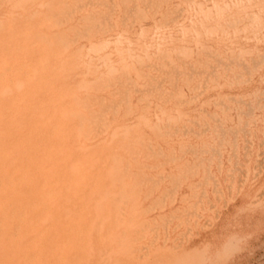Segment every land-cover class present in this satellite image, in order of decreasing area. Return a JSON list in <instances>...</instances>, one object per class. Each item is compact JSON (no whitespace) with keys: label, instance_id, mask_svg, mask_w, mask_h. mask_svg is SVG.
<instances>
[{"label":"rangeland","instance_id":"rangeland-1","mask_svg":"<svg viewBox=\"0 0 264 264\" xmlns=\"http://www.w3.org/2000/svg\"><path fill=\"white\" fill-rule=\"evenodd\" d=\"M0 1H2V2H0V24H1V27L4 25H5L4 26L5 29H8L10 27L7 31L8 33H5L6 30H4V28L0 27V33H1L2 29L5 31L4 32L2 30V33L0 35L2 37L5 35L4 38L5 37L6 38L5 39L3 38V40L7 42V46L5 48L3 46L6 54L4 55V53H3L2 57L3 58L5 57V58L2 59L1 55H2V52H4V51H3L1 46H2V44H4V41L2 40V37H0L1 38L0 39V47H1L0 48L1 49L0 50V53H1L0 58L3 61L2 62L0 60V62L3 63V64H0V82H1L0 83V90H2V91L6 90L5 94L7 97L4 95V92L3 93L0 92V93H1V95L3 94L7 98L6 100H8V101H6L4 99L5 97L3 95H2L3 97L0 95L1 96L0 97V104L2 103V105H0V107L3 106L4 101L6 102V103H4V105H7V102H9L8 103L9 107L7 105L5 108H4V106H3V108H0V110L4 109L3 111H0V117H1L0 120L4 119V120H2V122H0V123H2V127H4L3 130L6 128L5 126L7 125V128L5 129V131H3L1 124H0V127H1L0 140L3 141V139L6 137V135H7L6 139H10V140L4 139L3 142L1 141L3 144L0 143V146H1L0 147V153L5 155V156H3L2 154H0V156H2L0 158V161H1L0 163L2 164L0 166L1 167L0 177H6L8 180V181L6 180L7 182L5 181L4 183L0 184V204H1L0 205V246H1L0 247V257H1L0 264H4V263L8 264L9 262H10L9 264H89V261L91 264H100L99 263L100 260L102 262L101 264H113V263L114 264H119V263H121V264H151V263L152 264L153 263L159 264V262H160V264H170L168 262H171V264H174V263L175 264H264V204H263L264 203V126H262L264 123L263 122L264 118L262 119V117H264V115H262V113H264L263 112L264 111V105H263L264 104V99H263L264 98L263 97L264 96V91H263L264 81L262 82V80H264V75L262 76V73L264 72V52H263L264 51V41H263V38H264L263 37L264 36V0H149V1L146 0L147 2H145V0H140V1H138V0H125V1L124 0H99V1L98 0H72V1L71 0H64L65 2L63 0H56V1L55 0H33L34 2H32V0H0ZM7 1H9L10 3ZM73 1H75V2L73 3ZM159 1H160V3H159ZM31 2H32V4H31ZM60 3H62L63 5ZM55 4H56V6H55ZM71 4H73V5H71ZM128 4L130 5V7ZM133 4H135V5H133ZM6 5H8V6H6ZM10 5H12V7ZM127 5L129 8L126 7ZM14 6H16V7H14ZM50 6H51V8H53V7L54 8L51 9V8H49ZM65 6H67V7H65ZM154 6H155V8H154ZM46 7H48V10ZM156 7H158V8H156ZM38 8H40V10L42 12L39 11ZM124 8H125V11H124ZM8 9H10V10H8ZM22 9L25 11V13L22 12ZM58 10H59V12H58ZM65 10H66V12H64ZM103 10H105V11H103ZM89 11L91 14L88 13ZM94 11H97L98 13L95 12L96 14L93 15L92 13H94ZM101 11H103V12H101ZM138 11L141 14H137V13H139ZM28 12L32 15V18H34V16H37V18H38V16H40V19L43 22L45 20L48 21V22L44 23L47 26L50 25V22H53V23H51V25L54 24L51 26V28H53L52 29L53 31L49 30L51 33L49 31L47 32V30H45L47 28L46 25L43 26L44 25L43 22L40 21L39 18L35 19L36 17L34 18L33 22H35V20L36 21L39 20L36 22V25H39L37 27L39 29L42 26L45 28L44 29L42 27L43 29L41 28L42 29L41 32H39L40 30L38 31V29L35 27L36 26L35 23H34V26H31L30 24L26 23V22H29V23L32 22L31 21L32 20L31 15ZM39 12L42 13L43 15L45 14L44 17H42V14H40ZM52 12L55 14H53ZM62 12H63V14H62ZM129 12H130V14H129ZM23 13H24V15H22ZM33 13H34V15H33ZM35 13L37 15H35ZM50 13H52L51 15H53V16H51ZM86 13H88L89 15ZM19 14L22 17L24 16V18H22ZM17 15H19L18 16L19 18L21 17V19H19V21H18ZM46 15H48L49 19L46 17ZM29 16H30V18H29ZM63 16H64V18H62ZM10 17H12V18H10ZM52 17H54L55 20H57V21H59L60 17H61V21L56 22L54 20V18H52ZM25 18L27 21H25ZM43 18H45V19H43ZM56 18H58V19H56ZM166 18H168V20ZM22 19H24L25 22H22L23 21ZM7 20H9L10 23H12L13 21H14L13 23H15V21H17L15 24L17 26L16 30H18V27H20L19 29H20V31L22 30V33L27 31L29 27H30V29H32L31 27H33V29H37V31L36 30L30 31L32 36L29 34L30 32H28L29 30L27 31L28 34L26 33V36L25 37L23 36L25 41L27 40L28 43L31 42L30 44H28L29 46L27 44L25 45L24 39L22 40L20 38L22 36L21 32L17 33L18 31L15 32V30H11V27L13 28L15 26L14 24L11 25L10 23H8L9 26H7L8 25ZM50 20H54L55 22L50 21ZM164 20H165V22H164ZM20 21H21V23H18ZM85 21H86V23H85ZM33 22H32V24H33ZM3 23H4V25H3ZM23 23H25V24L23 25ZM48 23H49V25H48ZM79 23H82V24H79ZM237 23H239V24H237ZM253 23H255V24L257 23L256 24L257 26ZM21 24H22V26H25L28 24L29 27L25 26V29L23 30V27L21 28ZM76 24H78V25H76ZM85 24L87 26H85ZM55 25H56L57 29L60 27L58 29V31L61 30L60 33L58 31H57V33L55 32L57 30ZM74 25H75V27H73ZM103 25H104V27H103ZM6 26H7V28H6ZM77 26H80V27H77ZM84 27H86V28L84 29ZM54 28H55V30H54ZM75 28H76L77 32L72 31ZM13 29H15V27ZM10 31H12V32H10ZM79 31H81L82 33L81 32L79 33ZM9 32L11 34H9ZM36 32L40 38H42V36L44 34L43 38L46 41L47 40L51 41L50 42L51 47L54 44L57 45V46L54 45L55 47L53 46V48H52L53 51L50 48V45L47 44V43H49L48 41L45 43L44 39H40L39 37H38L39 41L36 40V37L38 36L36 34ZM68 32H69V34H68ZM260 32H262V34ZM3 33H5V34H3ZM12 33L14 34V36H11V35H13ZM33 33H34V35L36 34L37 36L36 37L33 36ZM6 34H9L8 35L9 37H7ZM16 34H18V38H20L22 41L20 40L19 42H16V41H18ZM45 34H47L46 35L47 39L45 38ZM62 34H64V35H62ZM71 34L73 37L70 36ZM19 35H21V36H19ZM24 35H25V33H24ZM29 35L31 38L33 37L35 41H32V39H33L32 38L31 41L29 42V40H30ZM67 35H69V36H67ZM255 35H256V37L257 36L258 37L256 38ZM62 36H63V38H62ZM13 37L16 38V41L12 40ZM7 38L8 39L10 38L13 43H17L18 46H17V44H15V46H13L12 45L13 43H12L11 45L13 47H11L10 41L6 40ZM55 38H56V40L58 39L57 41H59V43H57V41H55ZM68 39H69V41H68ZM41 40H43L44 42L43 41L42 42L46 45L39 47V45H41V43H40ZM67 41H68V44H67ZM8 42H9V46L12 49L14 48V49H16L15 51H17L18 50L17 48L19 47V49L21 50L22 53L21 52L14 53L15 52V51H13L14 49L12 50L8 46ZM64 42H65V45H64ZM43 43H42V45H43ZM31 44H32V46H31ZM37 45H38V49L42 47L41 50L37 51L38 50L36 48ZM58 45H60L61 48H59L60 46H58ZM22 47H24V48L22 49ZM47 47L51 49V50L49 49V51L53 52V53H51V55H50L48 49L47 50L45 49ZM7 48H10V50L12 52L9 53L8 51H10V50H7ZM34 48H36L37 50ZM56 48L58 50H54ZM24 50H32V51L34 50V52H35L34 55L36 57L33 55V53H30L29 57H28L29 54L25 53L26 54V56H25L24 52H27V51H24ZM59 50H60V52H59ZM123 50H124V52H123ZM32 51H28V52H32ZM40 51L41 52L43 51L45 54L40 53ZM55 51H57L56 52L57 55H56V57L55 56H53V57L58 59L59 58L58 55L61 56L60 63L55 58H54L55 60H53L52 55L55 54ZM61 51H62V54H61ZM65 51H67V53H65ZM38 52H39V54H38ZM11 53L13 55L16 54L17 57H19V58L21 56L22 60L18 59L19 60L18 61L16 58V55H14L15 56L14 57ZM18 53H21L22 55H19ZM47 53H49L48 54L49 58L52 57L51 59L55 62H51L52 61L51 59L50 60L47 59L48 58ZM63 53L65 54V58H64V56H62V55H64ZM73 53L79 54L80 58L75 56L77 58V59H75L73 57L74 56ZM7 54H8V56H10V54H11L12 57L16 58L17 61L15 62V59L9 57V59L7 61L9 62V60L12 59L11 60L12 62L11 61H10L11 63L5 62L4 60H6ZM31 54L33 56V59L30 58V57H32ZM42 54H44V55H42ZM40 55H42V57H40ZM71 55H73V56H71ZM215 55H217V56H215ZM256 55H258V56H256ZM22 56H25V57H22ZM46 56H47V58H45ZM69 56H71L70 59L68 58ZM223 57L225 59H227L229 57L227 59L229 61V63ZM242 57H244L245 59ZM25 58H26V60H25ZM28 58H30V59H28ZM205 58H206V60H205ZM208 58H209V60H207ZM215 58H217L216 59L217 61H215ZM247 58H249V59H247ZM256 58L260 59V60H256ZM31 59L33 60L32 62H31ZM66 59H68V60L66 61ZM73 59L76 60V62H73ZM141 59L143 60V62ZM211 59H212V61L214 60L213 61L214 64L212 63ZM236 59H237V61H236ZM23 60H25V62ZM34 60H35V63H34ZM45 60H46V62H48L50 64V66H48L49 65L48 63L45 64L47 69H46V67H44ZM62 60L65 61V64L63 66H62V64L64 62ZM182 60H184V62ZM241 60H242V62H241ZM37 61H38V63H37ZM42 61H43V64H42ZM176 61H179V63ZM207 61H210V63L208 62V64H207ZM245 61H247V62H245ZM250 61H252V62H250ZM253 61H254V63H253ZM27 62H29V63H27ZM61 62H62V64H61ZM66 62H68V63H66ZM199 62L203 63V64H200ZM248 62H250L249 64H251V65H249ZM16 63L18 64V66ZM52 63H55V64L59 63L58 65H60L59 66L60 68H57L58 66L55 64H54V66H56V67L53 68ZM166 63H167V67L165 65ZM172 63H173V65H171ZM186 63H188V64H186ZM216 63H217V65H216ZM245 63L248 65H246ZM7 64H9V65H7ZM38 64H41V66H43V67H41ZM124 64H125V66H124ZM184 64L186 66H184ZM4 65H6V68ZM12 65H14V66H12ZM128 65L129 66L132 65V67H130V69H129ZM164 65H165V67H164ZM168 65H169V67H168ZM200 65H202V66L204 65L203 68H201ZM253 65H254V67H253ZM3 66H4V68H3ZM7 66H8V68H7ZM15 66H16V68H15ZM29 66H31V67H29ZM37 66H38V68H41V69H37L36 68ZM123 66H124L125 70L122 69ZM126 66H127V68H126ZM172 66L173 67L175 66V67L173 68ZM194 66H195V68H194ZM214 66H215V68H214ZM32 67H33V69H32ZM48 67H50V70L48 69ZM110 67H112V68H110ZM114 67H116V69L119 68V69H117L118 70L117 72H116V70L114 71V73L115 72L117 73V77L115 75H113L114 74L113 70L115 69ZM177 67H179L180 69L184 68L182 70L183 72L181 70H179V68H177ZM206 67L208 69H206ZM238 67L240 68V70H238ZM249 67H251V68H249ZM35 68L37 69L36 71H35ZM55 68H56L57 72L51 71V69L55 70ZM2 69L3 70L5 69L4 72ZM25 69L27 70L26 72H25ZM44 69H46V70H44ZM58 69H59V71H58ZM128 69L131 71V72H129L130 74L128 73V71H129ZM168 69H170V71H167ZM185 69H186V71H185ZM236 69L238 70V74L236 73L237 72ZM7 70H10L11 72L9 71L8 73H6ZM95 70H97V71H95ZM191 70H192V73H191ZM213 70H214V72H213ZM221 70H223V72H224L223 74H221V72H222ZM232 70L233 71L235 70L236 72L234 71V73H231ZM43 71H45V72L43 73ZM46 71H49V73ZM60 71H62V74L64 75V76L62 75L61 78H60L61 74L59 75ZM125 71L127 72V74ZM254 71H255V74H254ZM2 72H3V74H1ZM21 72H23V73H21ZM39 72H41L42 75L44 74L42 81H41L42 75H40ZM50 72H52V73H54V75H56L57 81L55 79V76L52 75V73H50ZM63 72H65L67 74V76ZM120 72H122V73L125 72V73L122 74ZM217 72H218V74H217ZM256 72H258V73H256ZM17 73L19 76L15 77L17 75ZM32 73L33 74L38 73V75L35 76L37 78L36 80H35L34 75H32ZM46 73H48V75ZM94 73H95V75H93ZM109 73H110V76H108ZM188 73L190 74V76L188 75ZM208 73H210V74L208 75ZM11 74H12V79L9 80L11 77ZM49 74H51L50 77H46V78L49 80V82L51 81L50 83L47 81L46 78L44 79V77L49 76ZM196 74H198V76ZM233 74H237V75H233ZM258 74L260 77L256 76ZM57 75H59V76H57ZM111 75H112V77H111ZM124 75H126V77ZM128 75L129 76L131 75V77L128 78ZM201 75L203 77H201ZM229 75H231V76L229 77ZM245 75H248V76H245ZM20 76H21V78H19ZM39 76H41V77L39 78ZM194 76H196L195 79L198 80V82L200 81L201 83L198 84V82L194 79ZM199 76H200V78H199ZM218 76L219 77L221 76V77L219 78ZM222 76H223V78H222ZM236 76H237V78H236ZM254 76H255V78H254ZM22 77H24L27 81L30 82V83L28 82V84H30L28 86L30 87L29 90L31 92H29L28 87L24 86V85H26L25 82H27V81L23 80L24 78L22 79ZM113 77L114 78L116 77V79L114 80ZM32 78H34V80ZM123 78H125V83H124ZM176 78H178V81ZM184 78H186V79H184ZM187 78H188V80H187ZM205 78H207V79H205ZM221 78L222 79L226 78L225 80H227L226 81L227 86L225 85V80H223L224 82H222ZM246 78H248V79H246ZM7 79H8V81H7ZM19 79H22V80H19ZM38 79H39V83H38ZM52 79H54V81L56 83L52 82L53 81ZM58 79L60 80V82L58 81ZM130 79H132V80H130ZM182 79H184L186 81H184ZM200 79L202 81H204L205 84ZM203 79H205V80H203ZM233 80H234V82H232ZM240 80H241V82H240ZM34 81H37V83ZM130 81H131V83H130ZM132 81H134L135 84ZM146 81H148V82L146 83ZM217 81H218V83H217ZM252 81H254L255 83H253ZM31 82H34V83H31ZM57 82H59V83L57 84ZM114 82H116V83H114ZM181 82H185V84L183 83L185 86ZM251 82H252L253 86H251L252 85ZM16 83L17 84L20 83V84H18V86H17V85H15ZM23 83H24V85H23ZM47 83L49 85L50 84L54 85V83L56 84L55 86H53V91H51L49 89V86H46ZM97 83L101 84L102 86L99 85L97 87V85H98ZM108 83L110 85H108ZM259 83H260V86H259ZM31 84L33 87L31 86ZM42 84L43 85L45 84L44 88H46V89L43 88ZM147 84H148V86H146ZM179 84H180V86H179ZM189 84H191V85L188 86ZM194 84H196V85H194ZM200 84L202 85V87ZM209 84H210V86H209ZM222 84L224 86H222ZM229 84H230V86L232 85L233 87H235L236 85L237 86H236V88H233V87L228 86ZM256 84H258V85H256ZM10 85L17 87V88L15 87V89H16L15 92L17 94L19 93L18 89H20V88H21L20 89L21 91L25 90V92L23 91V94L28 92L27 94L29 96L35 95L34 89H36V93L42 92V93H40L41 95H43V94L45 95L46 94L45 92H49V94L47 93L46 96L43 95L44 97H40V95L38 93L37 95H39V96H36V97L34 96L33 97L34 100H33V98L32 97L29 98V96H27V94L25 96H23L22 92L20 91V93L18 95L21 94L22 96L21 95L20 96L23 97V98H21L15 92L9 94V92L13 91V89H11L12 86H10ZM40 85L42 88L40 87ZM75 85H76V87H75ZM78 85H79V87L77 88ZM136 85H138V86L136 87ZM149 85H150V87H149ZM192 85H194V88ZM197 85H198V87H197ZM217 85H219V86H217ZM4 86L7 88L4 89ZM8 86H9V88H8ZM34 86H36V87L34 88ZM62 86L66 87L70 90H74L76 88L75 93L80 92V93H78V95L77 94L73 95L74 93H71V95L69 94L70 96H73L74 98H76L77 101L79 100L78 105H77V102L73 99V97H71L69 99V95H68V97L66 96L67 98H65V100L63 99L65 97L64 92H66L67 89H66V91L63 90V92H62L61 91L62 89H60V88H62ZM119 86H121V88ZM186 86H187V88H186ZM214 86H216L217 88ZM225 86H226V89L224 90L223 87H225ZM23 87L27 88V89H22ZM31 87L34 89L31 90ZM51 87H52V85H51ZM57 87L59 88L58 90H60L59 91L60 93H58ZM69 87H71V88H69ZM188 87H191L192 89L190 88L191 89L190 90ZM200 87H201V89H200ZM211 87H212V89H216V90H211ZM227 87L228 88L230 87V90L229 89L227 90ZM37 88H39L38 91H37ZM204 88H205V90H204ZM242 88L244 89V91L245 90L246 91L243 92ZM254 88L256 90H254ZM178 89H180V90H178ZM173 90L175 91V93L173 92ZM185 90H187V91L190 90V91L187 92ZM192 90H193V92H192ZM217 90L218 91L220 90V92H217ZM226 90L229 91L230 93H228ZM231 90H235V93L233 94L234 91L231 92ZM240 90H242V91H240ZM170 91L172 92V94ZM209 91L212 94L208 93ZM247 91L249 93H247ZM61 92L63 93L64 97L61 96L62 95ZM87 92H89V95ZM167 92H170V93H167ZM197 92H198V94H197ZM29 93H32V94H29ZM90 93H92V94H90ZM207 93H208V95H207ZM220 93L221 94L224 93V94L221 95ZM231 93L233 95H231ZM239 93H241L243 95H241ZM14 94H16V98H15L16 100L18 97V101L16 102L17 104L14 103L16 101L14 99V97H15ZM57 94H59V95H57ZM66 94H68V93H65V95ZM80 94H81V96H80ZM196 94H197V96H196ZM245 94L248 96H246ZM254 94H256V95H254ZM9 95H12L13 98H9ZM84 95H85V97H84ZM176 95H177V97H176ZM194 95H195V97H194ZM214 95H215V97H214ZM218 95L220 96L219 97L220 100L218 98L219 101L217 100ZM238 95H239V97H237ZM57 96L58 97L61 96V98L62 97L63 98L60 99V98H57ZM97 96H99V97H97ZM156 96H159V97H157V99H156ZM225 96L228 98H226ZM243 96L246 97L245 100H247L250 96H252L249 98V100L252 102V104L249 100L245 101L243 99L245 97H243ZM48 97L50 99H48ZM52 97H53V99H52ZM78 97L81 100L82 99L83 100L81 101ZM190 97H191V99H190ZM203 97L204 98L206 97V98L204 99ZM240 97H241V99H239ZM258 97L260 99H257ZM45 98H46V101L44 100ZM85 98H86V100H85ZM120 98H122V99H120ZM180 98L184 102V104L181 102V100L180 101L178 100ZM198 98H200V99H198ZM212 98L213 99L216 98L215 101ZM224 98H226L225 100H227V101H225ZM26 99H28L27 102H24V101H26ZM38 99L41 101V104H40V101ZM58 99H59V101H58ZM71 99H73V100H71ZM145 99H147V100H145ZM159 99H161V100H159ZM183 99H185V100H183ZM201 99H204V101L203 100L201 101ZM206 99H209V102ZM211 99H212L213 103L211 102ZM254 99H255V101H254ZM48 100H50V102ZM62 100H63V103H65V105L63 104L64 105L62 107L63 109H61V107H60V110H63V113L58 108L60 105L62 106V102H61ZM67 100L68 101H70V100L74 101L76 104L74 102H71V101L68 102ZM108 100H110L111 102H108ZM116 100H118V102ZM166 100H168V101H166ZM177 100H178V102H177ZM187 100H189V101H187ZM10 101H13V102H10ZM28 101L30 104L28 103ZM33 101L35 103H37V101H38L39 106L40 105L43 106V104H44V106L43 107L38 106L35 108V106H37V104L31 105V103ZM64 101H66V102H64ZM165 101L167 103L166 109H164L166 107ZM198 101H199V103H198ZM23 102L27 103V104H23ZM107 102H108V104H107ZM156 102H158V103H156ZM174 102L175 103L177 102V103L175 104ZM200 102H203L206 105L201 103L203 105L202 106V105H200ZM229 102H231L230 104H232V105H229ZM73 103L76 106H74ZM119 103H120V105H119ZM161 103H164V104L162 105ZM170 103H173V107L175 109L172 107V105ZM181 103L183 104V106ZM216 103H218V104H216ZM224 103H226V104H224ZM234 103L238 104L239 106L234 105ZM79 104H81V105L79 106ZM168 104L171 105V108H170V105H168ZM12 105L14 106V108H12ZM17 105H19V106H22V105L27 106L28 105V106H27V108L26 107L25 108L24 107L18 108L19 106L17 107ZM157 105H158V107H157ZM220 105H221V107H219ZM15 106L17 107V109L19 111L20 110L21 111L19 112L18 110H16ZM47 106H48L49 110H54V113L52 111H50L49 112L50 114H49L47 109H45V110L43 109L44 111L43 110L40 111V109L46 108ZM50 106H51V108H50ZM161 106H164L163 109ZM184 106H186V107H184ZM189 106H191L193 109L191 107L188 108ZM205 106H207V107L209 106V107L207 108ZM211 106H212V108H211ZM216 106H217V108H215ZM10 107L12 108V110L10 109ZM65 107L68 110H66ZM159 107H160V109H159ZM199 107L202 108L203 111ZM218 107H219V110H217ZM222 107H224V108H222ZM23 108H24V111H23ZM34 108H35V110L37 108H40V109H38L40 112L38 110H36L37 111L36 112L34 110ZM55 108H57V109H55ZM176 108L178 109L177 111H175ZM235 108H236V110L238 109L237 112H236ZM242 108H243V110H242ZM245 108H247V109L244 110ZM157 109H159V110H157ZM169 109H171V110H169ZM179 109L183 110V111H179ZM186 109H189V110H186ZM210 109L214 110V111H211ZM5 110H7V111H5ZM33 110L36 113L33 112ZM64 110H66V111H64ZM76 110L78 112H76ZM190 110H191V112H190ZM192 110H194L195 112ZM199 110L201 111V113H199ZM4 111L7 112V114L6 113L3 114ZM11 111L13 114L11 113ZM45 111L47 112V114ZM59 111L61 112V114ZM83 111H85L86 114L88 112L90 114L88 113L86 116L85 112L83 114L81 113ZM113 111H114V113H113ZM170 111H172V112H170ZM173 111H175V114H176V112L178 114L180 113L179 114L180 117H177L178 114H176L177 115L176 116L173 113ZM187 111L189 114L187 113ZM215 111L216 112L218 111V112L216 113ZM222 111H224V112H222ZM51 112L53 114L55 122L52 119L53 117H51L52 121L50 120V118L47 119L48 118L47 116H49V115L52 116ZM64 112H65V115L67 113V115L65 116L67 118L62 117ZM99 112H101V113H99ZM168 112H170V115ZM181 112H182V115L185 116V118L189 115L188 118L191 117L192 121H191V119H188V118L185 119L184 116L181 115ZM183 112L187 115L183 114ZM219 112H220V114H219ZM40 113H42L43 115H41ZM57 113H58V115L55 116ZM80 113L82 114L83 117H81V115H79ZM158 113H160L161 115ZM208 113H210L209 116H208ZM215 113H216V115H215ZM20 114L23 115V117L18 116ZM25 114L26 115L28 114L27 117L25 116ZM38 114H39V116H44L43 119H45L47 117L46 118L47 121L42 119L43 121H46V123L41 121L40 119H38V117H39V116H37ZM146 114L148 117L146 116ZM162 114H163V116H162ZM166 114H168V115L166 116ZM204 114H205V116H204ZM233 114H235V115H233ZM4 115L6 117L10 116V117H8L9 119L6 118ZM14 115H15V117H14ZM70 115L71 116L73 115L74 119L76 117L77 118L74 120ZM78 115L80 116V118H78L79 117ZM89 115H91V116H89ZM33 116H37V117L34 118ZM108 116H110V117L107 120ZM172 116H176V117L173 118ZM216 116H218V117H216ZM25 117L28 119H26ZM32 117H33V119H32ZM70 117H71V119H70ZM238 117H240V118H238ZM21 118L23 120H25V122H24L25 124L27 122L26 120H28L27 123H29V121H31V124L30 123H29L30 125L24 124V126H23L24 128L21 127L23 125V123H22L23 120ZM30 118H31V120H30ZM39 118H42V117H39ZM63 118H65V119H63ZM68 118H69V122L66 121V119H68ZM104 118H105V120H104ZM157 118H159V119H157ZM161 118L163 120L166 118L167 119L169 118V119H168V121L164 120V122H162L163 120ZM210 118L212 121L209 120ZM243 118L245 119V121L242 122V120H244ZM260 118H261V120H260ZM6 119H8V124L6 123L7 122ZM12 119L16 120V121H13ZM78 119L80 122H81V120H82V122L85 121L84 122L85 124L84 123L81 124L79 121H77ZM98 119H99V121H97ZM193 119H194V121H193ZM240 119H241V121H240ZM11 120H12L13 124L11 123ZM32 120H35V122L33 121L35 124L32 123ZM49 120H50V123H48ZM56 120H57V122H56ZM62 120L67 122V123L64 122L65 124H63ZM73 120H74L75 124H77L78 122L79 123L77 125L72 124L71 126H69L71 124L70 121L73 122ZM106 120L108 121V123ZM158 120H161V121H158ZM172 120H175V121H172ZM207 120H209V121H207ZM36 121H38V122H36ZM202 121H204V123ZM237 121H239L240 123ZM51 122L53 123V125H51ZM105 122L108 124V126ZM152 122H153V124H151ZM156 122H157V124H156ZM226 122L229 123L228 124L229 126L227 125ZM57 123H59V124H57ZM96 123H97V125H96ZM180 123H181V125H179ZM245 123H247V124H245ZM3 124H5V126ZM18 124L19 125L21 124V125L19 126ZM103 124H104V126H103ZM105 124H106V126H105ZM209 124L211 125V127H209L210 126ZM214 124L216 126H214ZM28 125L30 127L27 129H30V131L27 132V131H25V130H27L25 128V126L27 127ZM37 125H39V126L37 127V130H36ZM176 125L180 126L181 128L176 126ZM12 126H17L18 130L15 129L16 127L13 128ZM18 126L20 129H23V130L20 131ZM33 126H35V127H33ZM80 126H82V127L84 126V130ZM109 126L112 128L110 129ZM184 126H187V127H184ZM193 126L196 127L195 130H194ZM39 127L41 130L38 129ZM86 127L87 128L89 127V129L87 131H86ZM101 127H103V128H101ZM106 127H109V131ZM202 127H204V129ZM33 128H35V129H33ZM43 128H45V129H43ZM128 128H130V129L127 130ZM163 128H164V131H163ZM168 128H172V129L170 130ZM186 128L187 129L189 128V129L187 130ZM197 128H198V131H197ZM7 129H9V130H7ZM10 129H12V130H10ZM102 129H104V130H102ZM135 129L136 130L138 129L139 131H136V132L133 131ZM159 129H162V130H159ZM190 129H192V131ZM91 130H92V132H91ZM125 130H126V132H125ZM165 130L167 132H165ZM175 130H176V132H175ZM9 131L10 132L12 131L11 133H14V135H10L11 133ZM23 131L25 132L24 135L22 134ZM78 131L80 132L79 133L80 135L78 134ZM15 132L18 136L19 135H21V136H19V137L16 136ZM48 132H49V134H48ZM52 132H53V134H50ZM84 132H86V133L84 134ZM89 132H91V133H89ZM137 132H140V133H137ZM159 132H160V134H159ZM220 132H222V133H220ZM87 133L91 134V136L87 135ZM125 133H127V134H125ZM129 133H130L131 137L128 136ZM46 134H48V135H46ZM121 134L122 135L125 134L126 136L125 135H123V136H125L126 138L121 136ZM139 134H141L142 137H141V135L139 136ZM28 135H31V136H28ZM60 135H63V136H60ZM10 136H11V138H10ZM23 136H24V138H23ZM137 136H139V138H135ZM216 136H218V137H216ZM12 137L14 138V140L18 139L17 140L18 142L16 141V143H15V141H13ZM61 137H63V138H61ZM83 137H84V140H83ZM117 137L120 139L116 140ZM151 137H152V139L148 140V138H151ZM164 137H168V138L165 139ZM169 137L172 139V141ZM20 138H22L25 141V143L22 139L20 140ZM35 138H37V139H35ZM44 138H45V140H44ZM56 138H57V140H59L58 141L59 143L56 142L57 140L55 141ZM121 138H122V140L126 139V141L124 140V142H123L121 140ZM127 138L130 140L128 141ZM132 138H135V139H132ZM144 138H145V141L143 142ZM173 138H174V140H173ZM31 139H34L33 141H35L34 146H32L33 144L31 145L30 143H28V141H31ZM39 139L43 140L42 142H44V141L48 142L46 144V146H44L45 143H43V147H41L42 145H40L42 143L36 144L37 141L38 142L41 141ZM60 139H62V140H60ZM80 139H82V140H80ZM154 139H155V141H154ZM201 139H202V141H201ZM241 139H243V140H241ZM106 140H107V142H106ZM108 140H109V142H108ZM112 140L115 142V144L113 143ZM135 140H137V141L135 142ZM156 140L158 141V143L156 142ZM182 140H184L183 141L184 143L182 142ZM188 140L190 142L191 141L192 142L189 144ZM245 140L247 142H245ZM22 141H23L24 145H23ZM33 141L31 143H33ZM111 141L113 144L111 143ZM149 141L150 142L154 141V142H151L152 144L150 143L151 145H149ZM159 141H160V143H159ZM162 141L164 142V145H163ZM173 141H174V143H173ZM211 141H213V142H211ZM19 142H21L23 146L20 145ZM49 142L53 143L54 145L51 143L49 145ZM54 142H56V143H54ZM134 142L137 143L136 146H135ZM179 142L181 143L180 144L181 146L179 145ZM193 142H195V143H193ZM231 142H233V143L231 144ZM239 142H240V144H239ZM4 143L8 144V146L6 145V147H5ZM10 143H12V144H10ZM60 143L64 144V145L61 146ZM85 143H87V144L85 145ZM117 143H119V144H117ZM125 143H126V147L124 146ZM129 143H132L131 145H133V144L134 145L131 147V145ZM165 143L167 146L165 145ZM72 144H74V145H72ZM81 144H83V146L85 148H83ZM95 144H96V147L100 146V144H102L101 145L102 149L100 150V147L97 148V150H96V147L93 148L95 146ZM109 144H112V145L109 146ZM120 144H122V146L125 148L121 149L122 146ZM157 144H161L160 147H162L163 149L160 148L159 145H157ZM210 144H211V146H210ZM241 144H242V146H240ZM138 145H141V148L138 147ZM147 145H149V146H147ZM12 146H14V147L12 148ZM19 146H20L21 150L19 149ZM24 146L25 147L31 146V147L25 148L26 150H23ZM78 146L79 147L81 146L80 150L85 149V151H84L85 153L84 152L80 153V156H79L80 151L77 148ZM90 146H92V147L90 148ZM102 146L105 149H106V147H108L107 150H104V148ZM111 146H112V148H111ZM239 146H240L241 151L239 149ZM244 146H246V147H244ZM4 147L8 148V149H5ZM59 147L60 148L62 147V148L60 149ZM137 147H138V149H137ZM149 147H151V148H149ZM167 147H169V148H167ZM198 147H199V149L197 150ZM232 147H233V149H232ZM65 148L68 151L65 150ZM69 148H74L72 150L74 152L71 153V150ZM87 148L90 150L93 148L95 151H93V150H92L93 152L90 150L86 151ZM119 148H120V152H119ZM18 149L22 152H20V151L16 152V150H18ZM27 149L28 150L30 149L29 153L27 152L28 151ZM62 149H64V150H62ZM168 149H169V151H168ZM208 149H210V150H208ZM215 149H216V151H215ZM243 149L246 150L247 152L246 151L244 152ZM1 151H3L4 153ZM37 151L39 152V155H38ZM61 151H62V154L64 153L63 155L59 154ZM75 151L76 152L79 151V152L76 153ZM101 151L102 152L105 151L104 155ZM178 151H179V153L180 152L181 153L183 152V153L179 154ZM10 152H12V154H14V156H15V154H16V156L17 155L21 156L22 155L21 153H23V155L21 156V159H19L18 156H17V158L15 156L16 159L13 158L14 160H16V161L13 160V162H16V164L19 167L16 166L15 163H13L12 166L10 165L12 162V161L10 162V159H12V157H13V156H11ZM14 152H16V153H14ZM34 152L36 154H33ZM98 152H100V154ZM116 152L119 153L122 157L120 155H118ZM17 153H19V154H17ZM73 153H76V154H73ZM123 153L125 154L126 158L123 156L124 155ZM6 154H7V156H6ZM57 154H59V155H57ZM81 154H82V156H81ZM126 154L127 155L130 154L129 158H127L128 156ZM31 155H32V157H31ZM98 155H101L100 156L101 158H99ZM108 155H112V156L114 155V157H117V159H115V158L109 159L111 157ZM237 155H239V156H237ZM130 156H131V161H134V162H131L129 160ZM174 156H176V158ZM188 156H189V158H188ZM207 156H208V158H207ZM22 157H23V159H22ZM94 157H95V159H93ZM120 157L123 158L124 160H121ZM233 157H235V158H233ZM7 158L9 159L10 164H9ZM24 158H26V159L24 160ZM34 158L36 159L35 161H34ZM51 158L53 159L52 161H51ZM119 158H120V160H119ZM18 159L21 161L24 160L25 162L22 161L24 165L22 164V162L18 163L19 162ZM38 159H39V161H38ZM70 159H72V160H70ZM2 160H6V162L2 161ZM88 160H90V162H92L93 164H95V162H96V164H95L96 166L93 165L92 163H90ZM106 160L107 161L110 160L109 161L110 163H108ZM115 160H117L120 164V165L118 164V167L116 166L118 162L115 165H113V163H115L114 162ZM125 160H127V161L129 160L130 162L129 161L127 162ZM140 160H141L142 164H140L141 163V162H139ZM188 160L191 163L187 162ZM193 160H194V163H193ZM201 160H202V162H201ZM216 160H217V162H216ZM36 161H37V163H36ZM103 161L106 162V164H104ZM154 161H156V164L154 163ZM7 162H8V164H7ZM47 162H49V163H47ZM66 162H67V164L65 165ZM70 162H73V163L71 164ZM183 162H185V163H183ZM126 163H128V164H126ZM6 164L10 165L9 168L12 167L11 169H9V171H8V169H6V167H7ZM75 164L76 165L81 164L80 166H83V169L78 168L79 171H77L78 166H76ZM208 164H210V165H208ZM48 165H50V166H48ZM73 165H75L76 168ZM14 166H16V167H14ZM38 166H39V168H38ZM178 166H180V167L178 168ZM91 167H93V169ZM70 168H72L73 170ZM134 168L136 171L134 170ZM170 168H172V171ZM190 168H191V170H190ZM207 168L209 170H207ZM13 169H15V170L12 171ZM21 169H22V171H21ZM25 169H27V170H25ZM91 169L93 171H91ZM112 169H114V170L112 171ZM203 169L205 172L203 171ZM29 170H30V172H29ZM143 171H146V172H143ZM170 171L172 172V174H170L171 173ZM202 171L204 172V174ZM207 171H209V172H207ZM3 172H6V173H3ZM49 172L51 175L53 174L52 175L53 177L50 176V174H48ZM159 172H162V173H159ZM163 172H165V174ZM166 172L168 174H166ZM9 173H11V174H9ZM111 173L113 174L112 176H111ZM19 174H22V177ZM115 174H118V177ZM160 174H161V176L159 177ZM207 174H209V175H207ZM16 175H17V177H16ZM28 175H29V177H28ZM18 176H19V178H18ZM134 177H135V179H134ZM191 177H193V178H191ZM203 178L205 180H203ZM211 178H213V180H211ZM33 181H34V183H33ZM112 181H114V182L116 181L115 182L116 185H114L115 183ZM127 182L129 185H133V186H129L127 184ZM40 183H41V185H40ZM122 183L124 184L123 186L120 185ZM112 184L116 188H114V186ZM135 185H136V187H135ZM199 185L201 187H199ZM34 186H35V188H34ZM124 186H126V189H124ZM164 186H166V187H164ZM197 188H198V190H197ZM88 190H89V192H88ZM146 190H148V191H146ZM5 192H7V193H5ZM101 192H102V194H101ZM98 193L102 196L103 199H101V196L99 197ZM109 193H111V194H109ZM197 193H199V194H197ZM4 194L6 196H4ZM131 194L133 197L131 196ZM120 195H122V196H120ZM40 196H42L43 198ZM96 197H98V199H96ZM2 198L3 199L5 198V199L3 200ZM167 198H168V200H167ZM259 198H261V199H259ZM2 200H3V202H1ZM66 200H68V201H66ZM169 201L171 203H169ZM121 202H123V203H121ZM2 204H4V206ZM169 204H171V205H169ZM188 204H190V205H188ZM256 204H258L260 206H258V205L256 206ZM253 205L256 207H254ZM97 206L99 208H97ZM87 207H88V209H87ZM42 209H43V211H42ZM94 209H95V211H93ZM128 209H129V211H128ZM139 211H141V212H139ZM135 212L136 213L139 212V213L136 214ZM117 213L119 215H117ZM131 213H132V215H130ZM98 214L101 218L100 217L97 218ZM128 215H130V216H128ZM116 216L118 217V219ZM170 216H171V218H170ZM2 217H3V219H2ZM11 218H12V220H11ZM50 219H52V220H50ZM116 219H117V221H116ZM11 222H13V223H11ZM42 222H44V223H42ZM127 223H129V224H127ZM139 223H142V224L140 225ZM133 224H134V226H133ZM16 225H19V226H16ZM125 227H126V229H125ZM93 228L97 229V230L94 229L96 232L99 230L98 233H96L93 230ZM121 229H122V231H121ZM118 230L121 231L119 233L120 236H118V234H117V232H119ZM94 233H96L95 236H94ZM89 234H91V235H89ZM97 235H98V237H97ZM113 235L116 236L115 239H114ZM23 240L24 241L27 240V241L24 242ZM104 240H107L108 242L104 241ZM20 242L22 243V245H20L21 244ZM103 242L108 247L106 245H104ZM4 243H5V245H4ZM108 244H110V246ZM12 245H13V247H11ZM124 245L126 247L125 249L129 253H127L126 250L124 249ZM20 246H21L20 251L21 250L22 251L19 253L18 251H19ZM103 246H104L105 250L103 249ZM97 247H99L100 249ZM129 248H130V251H128ZM98 249L101 251H97ZM13 250H14V252H13ZM92 250H93V252H92ZM2 251L4 254H2ZM6 251H7V254H6ZM122 251H124V252H122ZM156 251L159 253L158 255H156L157 254ZM95 252L97 253L98 256L95 254ZM125 252H126V254H125ZM169 252H171V253L167 254ZM173 252L175 255L172 254ZM153 253H155L156 256L153 255ZM133 254H134V256H133ZM101 255H102V257H101ZM114 255H116V256H114ZM128 255H129V257H128ZM165 255L167 256L166 258L164 257ZM5 256H6V258L7 257L8 258L6 259ZM94 256L98 257V258H95L96 259L95 260V259H93ZM141 256H142V258H141ZM90 257H92V258H90ZM156 257H158L157 260H155ZM9 258H11L12 261ZM153 258H154V261H153ZM164 258L166 259V261L167 260H169V261L165 262ZM176 258H178V259H176ZM114 259L116 261H114ZM96 261H98V262H96ZM6 262H8V263H6ZM116 262H119V263H116Z\"/></svg>","mask_w":264,"mask_h":264},{"label":"bare ground","instance_id":"bare-ground-1","mask_svg":"<svg viewBox=\"0 0 264 264\" xmlns=\"http://www.w3.org/2000/svg\"><path fill=\"white\" fill-rule=\"evenodd\" d=\"M55 1H56V0H55ZM63 1H64V0H63ZM71 1H72V0H71ZM98 1H99V0H98ZM124 1H125V0H124ZM138 1H140V0H138ZM148 1H149V0H148ZM0 2H2V1H0ZM7 2H9V1H7ZM21 2H22V1H21ZM21 2H20V3H21ZM32 2H34V1L32 0ZM32 2H31V4H32ZM61 2H62V1H61ZM64 2H65V1H64ZM64 2H63V3H64ZM66 2H67V1H66ZM74 2H75V1H73V3H74ZM104 2H105V1H104ZM145 2H147V1L145 0ZM155 2H156V1H155ZM9 3H10V2H9ZM29 3H30V2H29ZM69 3H70V2H69ZM71 3H72V2H71ZM126 3H127V2H126ZM126 3H125V4H126ZM143 3H144V2H143ZM156 3H157V2H156ZM159 3H160V1H159ZM60 4H62V3H60ZM122 4H123V3H122ZM62 5H63V4H62ZM65 5H66V4H65ZM71 5H73V4H71ZM110 5H111V4H110ZM123 5H124V4H123ZM128 5H129V4H128ZM128 5H127L126 7H128ZM133 5H135V4H133ZM137 5H138V4H137ZM152 5H153V4H152ZM158 5H159V4H158ZM6 6H8V5H6ZM10 6L12 7V5H10ZM48 6H49V5H48ZM55 6H56V4H55ZM85 6H86V5H85ZM131 6H132V5H131ZM138 6H139V5H138ZM11 7H10V8H11ZM14 7H16V6H14ZM25 7H26V6H25ZM65 7H67V6H65ZM76 7H77V6H76ZM124 7H125V6H124ZM129 7H130V5H129ZM129 7H128V8H129ZM28 8H29V7H28ZM30 8H31V7H30ZM46 8H47V10H48V7H46ZM49 8H51V6H50ZM53 8H54V7H53ZM53 8H51V9H53ZM154 8H155V6H154ZM156 8H158V7H156ZM12 9H13V8H12ZM38 9H39V11H41L40 8H38ZM43 9H44V8H43ZM58 9H59V8H58ZM8 10H10V9H8ZM29 10H30V9H29ZM54 10H55V9H54ZM11 11H12V10H11ZM16 11H17V10H16ZM27 11H28V10H27ZM61 11H62V10H61ZM103 11H105V10H103ZM103 11H101V12H103ZM124 11H125V8H124ZM22 12L25 13V11H24L23 9H22ZM29 12H30V11H29ZM29 12H28V13H29ZM41 12H42V11H41ZM47 12H48V11H47ZM58 12H59V10H58ZM64 12H66V10H65ZM95 12H97V11H94V13H92V14H93V15L96 14ZM126 12H127V11H126ZM138 12H139V11H138ZM10 13H11V12H10ZM10 13H9V14H10ZM24 13H23L22 15H24ZM36 13H37V12H36ZM36 13H35V15H37ZM39 13H40V12H39ZM39 13H38V14H39ZM43 13H44V12H43ZM48 13H49V12H48ZM48 13H47V14H48ZM52 13H53V12H52ZM52 13H50V15H51ZM72 13H73V12H72ZM88 13H90V11H89ZM88 13H86V14H88ZM97 13H98V12H97ZM99 13H100V12H99ZM11 14H12V13H11ZM29 14H30V13H29ZM40 14H42V13H40ZM40 14H39V15H40ZM53 14H55V13H53ZM62 14H63V12H62ZM66 14H67V13H66ZM90 14H91V13H90ZM129 14H130V12H129ZM137 14H141V13L139 12V13H137ZM19 15H20V14H19ZM19 15H17V17H18ZM30 15H31V14H30ZM33 15H34V13H33ZM44 15H45V14H44ZM44 15L42 14V17H44ZM72 15H73V14H72ZM88 15H89V14H88ZM20 16H21V15H20ZM51 16H53V15H51ZM255 16H256V15H255ZM14 17H15V16H14ZM17 17H16V18H17ZM21 17H22V16H21ZM21 17H20V18L18 17V21H19V19H21ZM26 17H27V16H26ZM35 17H36V18H35ZM46 17L48 18V15H46ZM90 17H91V16H90ZM125 17H126V16H125ZM10 18H12V17H10ZM22 18H24V16H23ZM29 18H30V16H29ZM29 18H28V19H29ZM34 18H35V19H38V18H39V20L42 21V20L40 19V16H38V18H37V16H34ZM34 18H32V15H31V19H32L31 21H32V22H33ZM47 18H46V19H47ZM52 18H54V17H52ZM58 18H59V17H58ZM58 18H56V19H58ZM62 18H64V16H63ZM71 18H72V17H71ZM82 18H83V17H82ZM43 19H45V18H43ZM48 19H49V18H48ZM48 19H47V20H48ZM166 19L168 20V18H166ZM258 19H259V18H258ZM12 20H13V19H12ZM16 20H17V19H16ZM22 20H23V21H22ZM22 20H21L22 22L27 21L26 18H25V21H24V19H22ZM39 20H37V21H39ZM54 20H55V18H54ZM54 20H50V21H54ZM80 20H81V19H80ZM1 21H2V20H1ZM7 21H8V22H7ZM7 21H6L7 24L10 23L9 20H7ZM21 21L18 22V23H21ZM28 21H29V20H28ZM31 21H30V22H31ZM37 21L35 20V22H33V24H32V22H31V23L26 22V23L30 24L31 26H34V23H35V25H36V22H37ZM50 21H49V22H50ZM55 21H56V22L61 21V17H60V20H59V21H57V20H55ZM55 21H54V22H55ZM81 21H82V20H81ZM102 21H103V20H102ZM107 21H108V20H107ZM13 22H14V21H13ZM13 22L10 23V24H11V25H12V24L15 25L17 21H15V23H13ZM42 22H43V21H42ZM46 22H48V21L45 20V21L43 22V24L46 23ZM62 22H63V21H62ZM108 22H109V21H108ZM164 22H165V20H164ZM166 22H167V21H166ZM237 22H238V21H237ZM253 22H254V21H253ZM258 22H259V21H258ZM1 23H2V22H1ZM51 23H53V22H50V25H49V23H48V25H49L50 27L47 26L46 24L43 25V26L46 25V27H47L46 29H45L42 25H41V26H42L45 30H47V32H48L49 30H52V29H53V28H51V26L54 25V24L51 25ZM85 23H86V21H85ZM101 23H102V22H101ZM101 23H100V24H101ZM7 24H6V25H7ZM24 24H25V23H23V25H24ZM28 24H27V25H28ZM55 24H56V23H55ZM63 24H64V23H63ZM79 24H82V23H79ZM83 24H84V23H83ZM88 24H89V23H88ZM102 24H103V23H102ZM237 24H239V23H237ZM253 24H255V23H253ZM256 24H257V23H256ZM256 24H255V25H256ZM3 25H4V23H3ZM11 25H10V26H11ZM27 25H25V26H26V27H29V25H28V26H27ZM76 25H78V24H76ZM90 25H91V24H90ZM96 25H97V24H96ZM98 25H99V24H98ZM107 25H108V24H107ZM259 25H260V24H259ZM4 26H5V25H4ZM4 26L1 27V24H0V27H1V28H4ZM7 26H9V24H8ZM7 26H6V28H7ZM19 26H20V25H19ZM25 26H22V24H21V28L23 27V30L25 29ZM37 26H39V25H36L35 27L38 29V31L40 30L39 32H41V30H42L43 28L41 27L42 29H41V28L39 29ZM80 26H81V25H80ZM80 26H77V27H80ZM82 26H83V25H82ZM85 26H87V25L85 24ZM256 26H257V25H256ZM14 27H15V29H13ZM14 27H13V28L11 27V30H15V32L18 31L17 33H19V32L22 33V30L20 31V29H19L20 27H18V30H16V29H17V26H16V25H15ZM48 27H49V28H48ZM55 27H56V25H55ZM73 27H75V25H74ZM103 27H104V25H103ZM9 28H10V27H9ZM9 28H8V29H9ZM31 28H32V29H30V27H29V28H28L29 31H28V30H27V31H28V32H30V31H32V30H34V31L36 30V31H37V29H33V27H31ZM59 28H60V27H59ZM59 28H58V29H59ZM85 28H86V27H84V29H85ZM8 29H5V28H4V30H6V32H5L3 29H2V30H3L5 33H8V32H7ZM56 29H57V27H56ZM58 29L55 31L56 33H57ZM77 29H78V28H77ZM2 30H1V33H2ZM54 30H55V28H54ZM62 30H63V29H62ZM68 30H69V29H68ZM78 30H79V29H78ZM27 31H25V32L23 31V32L25 33V35H24V33H22V36L19 35V36H21L20 38H21L22 40H23L24 37L26 36ZM34 31H33V32H34ZM52 31H53V30H52ZM60 31H61V30H60ZM60 31H58V32L60 33ZM70 31H71V30H70ZM70 31H69V32H70ZM72 31H76V28H75L74 30H72ZM94 31H95V30H94ZM10 32H12V31H10ZM10 32H9V34H11ZM49 32H50V31H49ZM69 32H68V34H69ZM76 32H77V31H76ZM80 32H81V31H79V33H80ZM83 32H84V31H83ZM88 32H89V31H88ZM1 33H0V34H1ZM5 33H3V34H5ZM34 33H35V32H34ZM34 33H33V36L36 37L38 34H37V32H36L37 35H36V34L34 35ZM50 33H51V32H50ZM50 33H49V34H50ZM52 33H53V32H52ZM63 33H64V32H63ZM81 33H82V32H81ZM260 33L262 34V32H260ZM3 34H2V35H3ZM9 34H6L7 37H9V36H8ZM12 34H13V33H12ZM27 34H28V33H27ZM29 34L31 35V32H30ZM40 34H41V33H40ZM257 34H258V33H257ZM16 35H17V40H18V41H16V38H15V37H13L12 40H14V41H16V42H19L21 39L18 38V34H16ZM16 35H15V36H16ZM30 35H29V39H30L29 42H30L31 39L33 38V37L31 38ZM46 35H47V34H45V38H46ZM56 35H57V34H56ZM59 35H60V34H59ZM62 35H64V34H62ZM86 35H87V34H86ZM259 35H260V34H259ZM4 36H5V35H4ZM4 36L2 37V36L0 35V37H2V40H3ZM11 36H14V34L11 35ZM11 36H10V37H11ZM23 36H24V37H23ZM31 36H32V35H31ZM53 36H54V35H53ZM67 36H69V35H67ZM70 36H72V34H71ZM74 36H75V35H74ZM261 36H262V35H261ZM22 37H23V38H22ZM27 37H28V36H27ZM38 37H39V35L36 37V40H37V41H39V38H40V37H39V38H38ZM43 37H44V34H43L42 38H40V39H44ZM72 37H73V36H72ZM255 37H256V35H255ZM257 37H258V36H257ZM257 37H256V38H257ZM263 37H264V36H263ZM263 37H262V38H263ZM5 38H6V37H5ZM5 38H4V39H5ZM14 38H15V39H14ZM62 38H63V36H62ZM67 38H68V37H67ZM69 38H70V37H69ZM259 38H260V37H259ZM0 39H1V38H0ZM9 39H10V38H9ZM9 39L7 38L6 40H7V41H10V46H11V47H13V46H15V44H17V43H13V42L11 41V39H10V40H9ZM46 39H47V38H46ZM2 40H1V41H2ZM22 40H21V41H22ZM57 40H58V39H57ZM57 40H56V38H55V41H57ZM66 40H67V39H66ZM118 40H119V39H118ZM260 40H261V39H260ZM3 41H4V40H3ZM24 41H25V39H24ZM24 41H23V42H24ZM32 41H35L34 38L32 39ZM42 41H43V40L40 41L41 45H39V47H40V46H44V45H46V44H44L43 42L45 41V43H46L48 40L46 41V40L44 39V41H43V42H42ZM68 41H69V39H68ZM68 41H67V44H68ZM263 41H264V38H263ZM48 42H49V43H47V44L50 45V42H51V41H48ZM60 42H61V41H60ZM12 43H13V44H12ZM20 43H21V42H20ZM20 43H19V44H20ZM30 43H31V42H30ZM30 43H28L27 40L25 41V45H26V44L28 45V44H30ZM38 43H39V42H38ZM42 43H43V45H42ZM57 43H59V41H57ZM57 43H56V44H57ZM62 43H63V42H62ZM5 44H6V45H5ZM11 44H12L13 46H12ZM22 44H23V43H22ZM32 44H33V43H32ZM32 44H31V46H32ZM52 44H53V43H52ZM67 44H66V45H67ZM54 45H55V44H54ZM54 45H53V46H54ZM64 45H65V42H64ZM3 46H4V48L7 46V42H6V41H4V44H2V46H1L2 49H3V51H4V52H2V55H1V53H0L2 59L5 58V57H4V58L2 57V56H3V53H4V55L6 54V53H5V50H4V48H3ZM8 46H9V42H8ZM10 46H9V47H10ZM17 46H18V44H17ZM28 46H29V45H28ZM53 46L51 47V45H50V48L52 49ZM55 46H57V45H55ZM55 46H54V47H55ZM58 46H60V45H58ZM1 47H0V48H1ZM11 47H10V48H11ZM45 47H46V46H45ZM10 48H7V50H10ZM23 48H24V47H22V49H23ZM31 48H32V47H31ZM36 48L38 49V45H37ZM36 48H34V49H36ZM41 48H42V47H41ZM41 48H39L38 50L36 49V50L39 51V50H41ZM50 48L47 47V48H45V49H46V50L48 49V51H49ZM59 48H61V46H60ZM11 49H12V48H11ZM13 49H14V48H13ZM13 49H12V50H13ZM17 49H18L19 51H18V50L15 51L16 49H14V50H13V51H15L14 53H16V52H21V50L19 49V47H18ZM32 49H33V48H32ZM51 49H50V50H51ZM64 49H65V48H64ZM0 50H1V49H0ZM54 50H58V49L56 48V49H54ZM60 50H61V49H60ZM60 50H59V52H60ZM24 51H27V52H24ZM24 51H23L24 54H25V53H26V54H29L28 57L30 56V53H33V55L35 54L34 50H33V51H32V50H24ZM28 51H32V52H28ZM52 51H53V49H52ZM52 51H49L50 55H51V53H53ZM261 51H262V50H261ZM8 52L10 53V52H12V51L10 50V51H8ZM8 52H7V53H8ZM56 52H57V51H55V54L52 55V57H53V56L56 57V55H57ZM123 52H124V50H123ZM263 52H264V51H263ZM21 53H22V52H21ZM21 53H18V54H19V55H22ZM40 53H44V52H43V51H42V52L40 51ZM49 53H47V55H48ZM65 53H67V51H65ZM78 53H79V52H78ZM11 54H12V53H11ZM11 54H10V56H8V54H7L8 57L6 56V60H4L5 62L9 63V62L12 60V59H11V60H9V62H8L7 60L9 59V57L15 59V62H16L18 59H21V56H20V58H19V57H17L16 54H14V55H16V58H17V60H16V58H14L15 56L12 54V55L14 56V57H12ZM26 54H25V56H26ZM38 54H39V52H38ZM38 54H37V55H38ZM44 54H45V53H44ZM44 54H42V55H44ZM59 54H60V53H59ZM61 54H62V51H61ZM63 54H64V53H63ZM68 54H69V53H68ZM209 54H210V53H209ZM213 54H214V53H213ZM213 54H212V55H213ZM215 54H216V53H215ZM19 55H18V56H19ZM42 55H40V57H42ZM73 55H74V56H73ZM73 55H71V56H73L75 59H77L76 57H79V58H80V55L77 54V53H73ZM25 56H22V57H25ZM31 56H32V54H31ZM34 56H35V55H34ZM38 56H39V55H38ZM38 56H37V57H38ZM62 56H64V58H65V54L62 55ZM71 56H69L68 58L70 59ZM75 56H76V57H75ZM102 56H103V55H102ZM207 56H208V55H207ZM215 56H217V55H215ZM218 56H219V55H218ZM256 56H258V55H256ZM35 57H36V56H35ZM35 57H34V58H35ZM43 57H44V56H43ZM52 57L49 58V55H48V58H47V56H46L45 58H47L48 60H50ZM55 57H53V60L56 59ZM58 57H59V58H58ZM58 57H57L58 59H56V60H58L59 63H60V58H61V56L58 55ZM231 57H232V56H231ZM234 57H235V56H234ZM237 57H238V56H237ZM237 57H236V58H237ZM1 58H0V60H1ZM30 58L33 59V56L30 57ZM30 58H28V59H30ZM54 58H55V59H54ZM62 58H63V57H62ZM102 58H103V57H102ZM221 58H222V57H221ZM223 58H224V57H223ZM228 58H229V57H228ZM228 58H227V59H228ZM242 58H244V57H242ZM242 58H241V59H242ZM250 58H251V57H250ZM32 59H31V62L33 61ZM35 59H36V58H35ZM47 59H46V60H47ZM139 59H140V58H139ZM143 59H144V58H143ZM199 59H200V58H199ZM216 59H217V58H215V61H217ZM218 59H219V58H218ZM224 59H225V58H224ZM227 59H225V60L228 61ZM244 59H245V58H244ZM244 59H243V60H244ZM247 59H249V58H247ZM21 60H22V59H21ZM25 60H26V58H25ZM25 60H23V61L25 62ZM39 60H40V59H39ZM41 60H42V59H41ZM46 60H45V63H44V67H46L45 64L48 63V62H46ZM51 60H52V59H51ZM53 60H52L51 62H55V61H53ZM67 60H68V59H66V61H67ZM141 60H142V59H141ZM196 60H197V59H196ZM203 60H204V59H203ZM205 60H206V58H205ZM205 60H204V61H205ZM207 60H209V58H208ZM231 60H232V59H231ZM254 60H255V59H254ZM256 60H260V59H257V58H256ZM1 61H2V60H1ZM13 61H14V60H13ZM18 61H19V60H18ZM23 61H22V62H23ZM43 61H44V60H43ZM43 61H42V64H43ZM62 61H63V60H62ZM69 61H70V60H69ZM182 61L184 62V60H182ZM186 61H187V60H186ZM188 61H189V60H188ZM211 61H212V59H211ZM213 61H214V60H213ZM213 61H212V63H213ZM226 61H225V62H226ZM236 61H237V59H236ZM2 62H3V61H2ZM2 62H0V64H3ZM11 62H12V61H11ZM11 62H10V63H11ZM20 62H21V61H20ZM24 62H23V63H24ZM63 62H64L63 64H62V62H61L62 66L65 64V61H63ZM71 62H72V61H71ZM71 62H70V63H71ZM73 62H76V60L73 59ZM73 62H72V63H73ZM142 62H143V60H142ZM176 62L179 63V61H176ZM180 62H181V61H180ZM202 62H203V61H202ZM208 62L210 63V61H207V64H208ZM231 62H232V61H231ZM239 62H240V61H239ZM241 62H242V60H241ZM245 62H247V61H245ZM250 62H252V61H250ZM250 62H248V64H249ZM18 63H19V62H18ZM27 63H29V62H27ZM34 63H35V60H34ZM37 63H38V61H37ZM59 63H58V64H59ZM66 63H68V62H66ZM126 63H127V62H126ZM192 63H193V62H192ZM199 63H200V62H199ZM203 63H204V62H203ZM203 63H200V64H203ZM205 63H206V62H205ZM212 63H211V64H212ZM226 63H227V62H226ZM228 63H229V61H228ZM243 63H244V62H243ZM243 63H242V64H243ZM253 63H254V61H253ZM16 64H17V63H16ZM48 64H49V63H48ZM52 64H53V65H52L53 68L56 67V66H54L55 63H52ZM58 64H55V65L58 66L57 68H60V67H59L60 65H58ZM128 64H129V63H128ZM140 64H141V63H140ZM186 64H188V63H186ZM190 64H191V63H190ZM213 64H214V63H213ZM230 64H231V63H230ZM239 64H240V63H239ZM245 64H246V63H245ZM248 64H246V65H248ZM7 65H9V64H7ZM19 65H20V64H19ZM33 65H34V64H33ZM38 65L41 66V64H38ZM113 65H114V64H113ZM165 65H166V67H167V63H166ZM165 65H164V67H165ZM171 65H173V63H172ZM216 65H217V63H216ZM216 65H215V66H216ZM249 65H251V64H249ZM4 66H5V68H6V65H4ZM4 66H3V68H4ZM10 66H11V65H10ZM12 66H14V65H12ZM17 66H18V64H17ZM34 66H35V65H34ZM48 66H50V64H49ZM62 66H61V67H62ZM124 66H125V64H124ZM124 66H123V68H122L123 70H125ZM128 66H129V65H128ZM175 66H176V65H175ZM175 66H174V67H175ZM184 66H186V65L184 64ZM200 66H201V68H203L204 65H203V66L200 65ZM215 66H214V68H215ZM223 66H224V65H223ZM19 67H20V66H19ZM29 67H31V66H29ZM41 67H43V66H41ZM52 67H51V68H52ZM130 67H132V65H130L128 68L130 69ZM168 67H169V65H168ZM172 67H173V66H172ZM174 67H173V68H174ZM198 67H199V66H198ZM198 67H197V68H198ZM209 67H210V66H209ZM212 67H213V66H212ZM253 67H254V65H253ZM253 67H252V68H253ZM7 68H8V66H7ZM9 68H10V67H9ZM15 68H16V66H15ZM36 68H37V69H41V68H38V66H37ZM36 68H35V71L37 70ZM110 68H112V67H110ZM114 68H115V69L113 70V73H114L115 70H116V72H117V71H118L117 69H119V68L116 69V67H114ZM126 68H127V66H126ZM177 68H179V67H177ZM194 68H195V66H194ZM233 68H234V67H233ZM233 68H232V69H233ZM235 68H236V67H235ZM249 68H251V67H249ZM32 69H33V67H32ZM46 69H47V67H46ZM46 69H44V70H46ZM48 69L50 70V67H48ZM122 69H121V70H122ZM129 69H128V70H129ZM171 69H172V68H171ZM183 69H184V68H183ZM183 69H180V68H179V70H181V71H182ZM186 69H187V68H186ZM186 69H185V71H186ZM206 69H208V68L206 67ZM211 69H212V68H211ZM241 69H242V68H241ZM244 69H245V68H244ZM258 69H259V68H258ZM2 70H3V69H2ZM4 70H5V69H4ZM4 70H3V72H4ZM128 70H127V71H128ZM165 70H166V69H165ZM201 70H202V69H201ZM209 70H210V69H209ZM236 70H237V69H236ZM238 70H240L239 67H238ZM238 70H237V72H236L235 70H234V71L238 74ZM9 71H10V70H7L6 73H8ZM26 71H27V70L25 69V72H26ZM51 71L57 72L56 68H55V70L51 69ZM58 71H59V69H58ZM95 71H97V70H95ZM167 71H170V69H168ZM167 71H166V72H167ZM173 71H174V70H173ZM181 71H180V72H181ZM202 71H203V70H202ZM202 71H201V72H202ZM204 71H205V70H204ZM221 71H222L221 74H223V73H224L223 70H221ZM224 71H225V70H224ZM232 71H233V70H232ZM232 71H231V73H234V71H233V72H232ZM242 71H243V70H242ZM3 72H2L1 74H3ZM10 72H11V71H10ZM25 72H24V73H25ZM44 72H45V71H43V73H44ZM46 72L49 73V71H46ZM66 72H67V71H66ZM116 72H115V73H116ZM125 72H126V71H125ZM125 72H124V73H125ZM129 72H131V71L129 70L128 73H129ZM182 72H183V71H182ZM188 72H189V71H188ZM213 72H214V70H213ZM226 72H227V71H226ZM21 73H23V72H21ZM21 73H20V74H21ZM48 73H46V74L48 75ZM50 73H52V72H50ZM63 73H65V72H63ZM115 73H114L113 75H115V76L117 77V73H116V74H115ZM120 73H122V72H120ZM120 73H119V74H120ZM124 73H122V74H124ZM191 73H192V70H191ZM197 73H198V72H197ZM239 73H240V72H239ZM256 73H258V72H256ZM39 74L42 75L41 72H39ZM46 74H45V75H46ZM60 74H61V75H60ZM65 74H66V73H65ZM96 74H97V73H96ZM122 74H121V75H122ZM126 74H127V72H126ZM129 74H130V73H129ZM209 74H210V73H208V75H209ZM217 74H218V72H217ZM225 74H226V73H225ZM237 74H233V75H237ZM254 74H255V71H254ZM32 75H34V77H35V76L38 75V73H36V74H33V73H32ZM43 75H44V74H43ZM43 75H42V77L39 76V78H40V77L42 78L41 81L43 80ZM50 75H51V74H49V76H45L44 79H45L46 77H50ZM52 75H54V73H52ZM59 75H60V78H61V76L63 75V74H62V71H60ZM59 75H57V76H59ZM93 75H95V73H94ZM107 75H108V74H107ZM174 75H175V74H174ZM184 75H185V74H184ZM188 75L190 76L189 73H188ZM196 75L198 76V74H196ZM205 75H206V74H205ZM219 75H220V74H219ZM260 75H261V74H260ZM263 75H264V72L262 73V76H263ZM17 76H19L18 73H17V75H16L15 77H17ZM54 76H55V79H56V75H54ZM63 76H64V75H63ZM66 76H67V74H66ZM108 76H110V73H109ZM124 76L126 77V75H124ZM189 76H188V77H189ZM224 76H225V75H224ZM230 76H231V75H229V77H230ZM239 76H240V75H239ZM245 76H248V75H245ZM256 76H259V74L256 75ZM51 77H52V76H51ZM95 77H96V76H95ZM104 77H105V76H104ZM111 77H112V75H111ZM116 77H115V78L113 77L114 80L116 79ZM130 77H131V75H130V76L128 75V78H130ZM138 77H139V76H138ZM163 77H164V76H163ZM169 77H170V76H169ZM175 77H176V76H175ZM201 77H203V76L201 75ZM204 77H205V76H204ZM206 77H207V76H206ZM218 77H219V76H218ZM218 77H217V78H218ZM220 77H221V76H220ZM220 77H219V78H220ZM226 77H227V76H226ZM233 77H234V76H233ZM259 77H260V76H259ZM19 78H21V76H20ZM23 78H24V77H22V79H23ZM52 78H53V77H52ZM58 78H59V77H58ZM63 78H64V77H63ZM105 78H106V77H105ZM148 78H149V77H148ZM182 78H183V77H182ZM195 78H196V76H194V79H195ZM199 78H200V76H199ZM210 78H211V77H210ZM210 78H209V79H210ZM214 78H215V77H214ZM222 78H223V76H222ZM222 78H221V79H222ZM236 78H237V76H236ZM243 78H244V77H243ZM254 78H255V76H254ZM8 79H9V78H8ZM8 79H7V81H8ZM11 79H12V74H11V77H10L9 80H11ZM22 79H19V80H22ZM29 79H30V78H29ZM32 79L34 80V78H32ZM36 79H37V78L35 77V80H36ZM46 79H47V78H46ZM83 79H84V78H83ZM123 79H124V83H125V78H123ZM162 79H163V78H162ZM173 79H174V78H173ZM176 79H177V81H178V78H176ZM184 79H186V78H184ZM184 79H182V80H184ZM205 79H207V78H205ZM205 79H203V80H205ZM215 79H216V78H215ZM225 79H226V78H225ZM225 79H222V82H224L223 80H225ZM246 79H248V78H246ZM246 79H245V80H246ZM256 79H257V78H256ZM23 80L27 81L25 78H24ZM33 80H32V81H33ZM50 80H51V79H50ZM52 80H53L52 82H55L54 79H52ZM96 80H97V79H96ZM107 80H108V79H107ZM127 80H128V79H127ZM130 80H132V79H130ZM155 80H156V79H155ZM157 80H158V79H157ZM187 80H188V78H187ZM195 80H196V79H195ZM200 80H201V79H200ZM210 80H211V79H210ZM229 80H230V79H229ZM242 80H243V79H242ZM251 80H252V79H251ZM257 80H258V79H257ZM261 80H262V79H261ZM47 81L49 82L48 79H47ZM56 81H57V79H56ZM58 81L60 82L59 79H58ZM85 81H86V80H85ZM112 81H113V80H112ZM174 81H175V80H174ZM184 81H186V80H184ZM196 81L198 82V80H196ZM201 81H202V80H201ZM226 81H227V80H225V85L227 84ZM236 81H237V80H236ZM243 81H244V80H243ZM263 81H264V80H262V82H263ZM28 82H29V81L25 82L26 85H24V83H23V85L26 86V87H28V90H29L30 87H29L28 85H30V84H28ZM34 82L37 83V81H34ZM34 82H31V83H34ZM50 82H51V81H50ZM50 82H49V83H50ZM59 82H57V84H58ZM65 82H66V81H65ZM83 82H84V81H83ZM88 82H89V81H88ZM107 82H108V81H107ZM132 82H134V81H132ZM138 82H139V81H138ZM147 82H148V81H146V83H147ZM191 82H192V81H191ZM202 82L204 83V81H202ZM219 82H220V81H219ZM230 82H231V81H230ZM230 82H229V83H230ZM232 82H234V80H233ZM237 82H238V81H237ZM237 82H236V83H237ZM240 82H241V80H240ZM240 82H239V83H240ZM244 82H245V81H244ZM246 82H247V81H246ZM252 82L255 83L254 81H252ZM252 82H251V84H252ZM258 82H259V81H258ZM260 82H261V81H260ZM0 83H1V82H0ZM29 83H30V82H29ZM36 83H35V84H36ZM38 83H39V79H38ZM55 83H56V82H55ZM55 83H54V85H53V84H50V85H49V84L47 83L46 86H49V89H50L51 91H53V86L56 85ZM79 83H80V82H79ZM114 83H116V82H114ZM130 83H131V81H130ZM146 83H145V84H146ZM170 83H171V82H170ZM181 83H182V84H183V83L185 84V82H181ZM199 83H201V82L199 81L198 84H199ZM215 83H216V82H215ZM217 83H218V81H217ZM18 84H20V83H18ZM18 84L16 83L15 85L18 86ZM35 84H34V85H35ZM97 84H98V83H97ZM126 84H127V83H126ZM134 84H135V82H134ZM155 84H156V83H155ZM158 84H159V83H158ZM184 84H183V85H184ZM204 84H205V83H204ZM204 84H203V85H204ZM212 84H213V83H212ZM219 84H220V83H219ZM231 84H232V83H231ZM234 84H235V83H234ZM244 84H245V83H244ZM251 84H250V85H251ZM21 85H22V84H21ZM42 85H43V84H42ZM44 85H45V84H44ZM44 85H43V88H44ZM51 85H52V87H51ZM81 85H82V84H81ZM83 85H84V84H83ZM99 85L102 86L101 84H98L97 87H98ZM108 85H110V84L108 83ZM169 85H170V84H169ZM176 85H177V84H176ZM190 85H191V84H189L188 86H190ZM194 85H196V84H194ZM194 85H192L193 88H194ZM200 85H201V84H200ZM254 85H255V84H254ZM256 85H258V84H256ZM262 85H263V84H262ZM262 85H261V86H262ZM5 86H6V85H5ZM5 86H4V89L7 88V87H5ZM10 86H12V85H10ZM31 86H32V84H31ZM46 86H45V87H46ZM137 86H138V85H136V87H137ZM146 86H148V84H147ZM159 86H160V85H159ZM167 86H168V85H167ZM173 86H174V85H173ZM173 86H172V87H173ZM179 86H180V84H179ZM184 86H185V85H184ZM184 86H183V87H184ZM209 86H210V84H209ZM217 86H219V85H217ZM220 86H221V85H220ZM222 86H224V85L222 84ZM226 86H227V85H226ZM226 86L223 87L224 90L226 89ZM228 86H230V84H229ZM236 86H237V85H236ZM236 86L233 87V86L231 85L230 87L236 88ZM239 86H240V85H239ZM251 86H253V84H252ZM259 86H260V83H259ZM13 87H14V86H12V88H11V89H13V91L9 92V94H10V93H14V92L16 91V89H15L16 86H15L14 88H13ZM19 87H20V86H19ZM32 87H33V86H32ZM32 87H31V90L34 89L36 86H34V88H32ZM40 87H41V85H40ZM50 87H51L52 89H51ZM75 87H76V85H75ZM78 87H79V85L77 86V88H78ZM119 87L121 88V86H119ZM119 87H118V88H119ZM127 87H128V86H127ZM149 87H150V85H149ZM157 87H158V86H157ZM157 87H156V88H157ZM169 87H170V86H169ZM172 87H171V88H172ZM197 87H198V85H197ZM197 87H196V88H197ZM201 87H202V85H201ZM201 87H200V89H201ZM214 87H216V86H214ZM230 87H229V88L227 87V90H228V89L230 90ZM255 87H256V86H255ZM8 88H9V86H8ZM16 88H17V87H16ZM41 88H42V87H41ZM47 88H48V87H47ZM69 88H71V87H69ZM72 88H73V87H72ZM175 88H176V87H175ZM186 88H187V86H186ZM188 88L190 89L191 87H188ZM216 88H217V87H216ZM246 88H247V87H246ZM249 88H250V87H249ZM252 88H253V87H252ZM2 89H3V88H2ZM20 89H21V88H20ZM20 89H18V90H19V93H20V91H21ZM22 89H27V88H24V87H23ZM44 89H46V88H44ZM58 89H59V88L57 87V91H58V93H60V92H59L60 90H58ZM60 89H62V90H61L62 92H63V90L66 91V89H67V91L69 90L68 92H67V91L64 92V96H65V97L63 96V93L61 92V93H62L61 96L64 97V98L62 97L64 100H65V98L68 97L69 94L71 95V93H74L73 95H75V94L78 95V93H80V92H76V93H75V91H76L75 89H76V88H75V89L73 88L74 90H70V89H68V88L62 86V88H60ZM159 89H160V88H159ZM180 89H181V88H180ZM180 89H178V90H180ZM191 89H192V88H191ZM191 89H190V90H191ZM198 89H199V88H198ZM237 89H238V88H237ZM242 89H243V88H242ZM250 89H251V88H250ZM250 89H249V90H250ZM260 89H261V88H260ZM34 90H35V91H34ZM34 90H33V91H34L35 95H32V96H29V95L27 94L28 92L25 93V94H23V91L25 92V90H23V91H21V92H22V95H23V96H25V95L27 94V96H29V98H30V97L33 98L34 96L36 97V96H39V95H40V97H44V96H46L47 93L49 94V92H45L46 94H45V95L43 94V95H44V96H43V95L40 94V93H42V92H40V93L38 92L39 95H37L38 93H36V89H34ZM38 90H39V88H37V91H38ZM41 90H42V89H41ZM47 90H48V89H47ZM87 90H88V89H87ZM96 90H97V89H96ZM116 90H117V89H116ZM132 90H133V89H132ZM165 90H166V89H165ZM190 90H188V91H190ZM204 90H205V88H204ZM211 90H216V89H212V87H211ZM222 90H223V89H222ZM222 90H221V91H222ZM224 90H223V91H224ZM227 90H226V91H227ZM235 90H236V89H235ZM235 90H231V92L234 91V92H233V94H234V93H235ZM251 90H252V89H251ZM254 90H256V89L254 88ZM258 90H259V89H258ZM258 90H257V91H258ZM261 90H262V89H261ZM5 91H6V90H5ZM5 91H4V90H3V91L0 90V92H1V93L4 92V95L6 96ZM9 91H10V90H9ZM26 91H27V90H26ZM33 91H32V92H33ZM55 91H56V90H55ZM57 91H56V92H57ZM71 91H72V92H71ZM117 91H118V90H117ZM117 91H116V92H117ZM185 91H187V90H185ZM188 91H187V92H188ZM195 91H196V90H195ZM201 91H202V90H201ZM223 91H222V92H223ZM240 91H242V90H240ZM245 91H246V90H245ZM245 91H244V89H243V92H245ZM263 91H264V89H263ZM29 92H31V91L29 90ZM56 92H55V93H56ZM69 92H70V93H69ZM170 92H171V91H170ZM170 92H167V93H170ZM173 92L175 93L174 90H173ZM176 92H177V91H176ZM178 92H179V91H178ZM192 92H193V90H192ZM198 92H199V91H198ZM198 92H197V94H198ZM202 92H203V91H202ZM217 92H220V90H219V91L217 90ZM217 92H216V93H217ZM227 92L230 93L229 91H227ZM237 92H238V91H237ZM243 92H242V93H243ZM253 92H254V91H253ZM261 92H262V91H261ZM1 93H0V95H1ZM7 93H8V92H7ZM15 93H16V92H15ZM19 93H18V94H19ZM34 93H33V94H34ZM50 93H51V92H50ZM52 93H53V92H52ZM65 93H68V94L65 95ZM87 93H88V95H89V92H87ZM164 93H165V92H164ZM180 93H181V92H180ZM208 93H210V91H209ZM208 93H207V95H208ZM247 93H249V92L247 91ZM247 93H246V94H247ZM257 93H258V92H257ZM16 94H17V93H16ZM16 94H14V96H15L14 99L16 98ZM18 94H17V95H18ZM29 94H32V93H29ZM53 94H54V93H53ZM90 94H92V93H90ZM171 94H172V92H171ZM171 94H170V95H171ZM178 94H179V93H178ZM197 94H196V96H197ZM210 94H212V93H210ZM210 94H209V95H210ZM220 94H221V93H220ZM222 94H224V93H222ZM222 94H221V95H222ZM233 94L231 93V95H233ZM239 94H241V93H239ZM246 94H245V95H246ZM2 95H3V94H2ZM2 95H1V96H2ZM4 95H3V96H4ZM20 95H21V94H20ZM20 95H18V96H20ZM22 95H21V96H22ZM51 95H52V94H51ZM54 95H55V94H54ZM57 95H59V94H57ZM70 95H69V99H70L71 97H73V96H70ZM77 95H76V96H77ZM86 95H87V94H86ZM207 95H206V96H207ZM215 95H216V94H215ZM215 95H214V97H215ZM225 95H226V94H225ZM235 95H236V94H235ZM241 95H243V94H241ZM254 95H256V94H254ZM262 95H263V94H262ZM1 96H0V97H1ZM3 96H2V97H3ZM5 96H4V97H5ZM21 96H20V97H21ZM61 96H59V97L57 96V98L62 99ZM66 96H67V97H66ZM76 96H75V97H76ZM80 96H81V94H80ZM80 96H79V97H80ZM91 96H92V95H91ZM188 96H189V95H188ZM210 96H211V95H210ZM212 96H213V95H212ZM216 96H217V95H216ZM228 96H229V95H228ZM246 96H248V95H246ZM6 97H7V96H6ZM6 97L4 98L5 100L7 99ZM79 97H78V98H79ZM82 97H83V96H82ZM84 97H85V95H84ZM92 97H93V96H92ZM97 97H99V96H97ZM157 97H159V96H156V99H157ZM161 97H162V96H161ZM172 97H173V96H172ZM176 97H177V95H176ZM191 97H192V96H191ZM191 97H190V99H191ZM194 97H195V95H194ZM219 97H220V96L218 95L217 100H218ZM225 97H226V96H225ZM234 97H235V96H234ZM237 97H239V95H238ZM243 97H245V96H243ZM243 97H242V98H243ZM250 97H252V96H250ZM250 97H249V98H250ZM261 97H262V96H261ZM263 97H264V96H263ZM263 97H262V98H263ZM9 98H13V96H12V95H9ZM21 98H23V97H21ZM80 98H81V97H80ZM80 98H79V99H80ZM95 98H96V97H95ZM103 98H104V97H103ZM114 98H115V97H114ZM169 98H170V97H169ZM182 98H183V97H182ZM203 98H204V97H203ZM205 98H206V97H205ZM205 98H204V99H205ZM226 98H228V97H226ZM226 98H224V100H225ZM249 98H248L247 100H245L246 97L243 98V99H244L245 101H248ZM253 98H254V97H253ZM255 98H256V97H255ZM1 99H2V98H1ZM39 99H40V98H39ZM39 99H38V100H39ZM41 99H42V98H41ZM48 99H50V98L48 97ZM52 99H53V97H52ZM73 99L77 102V105H78V101H79V100L77 101L76 98H74V97H73ZM73 99H71V100H73ZM118 99H119V98H118ZM120 99H122V98H120ZM156 99H155V100H156ZM164 99H165V98H164ZM198 99H200V98H198ZM204 99H201V101H202V100L204 101ZM209 99H210V98H209ZM209 99H206V100H208V102H209ZM212 99H213V98H212ZM212 99H211V102L213 103ZM215 99H216V98H215ZM215 99H213V100L215 101ZM221 99H222V98H221ZM239 99H241V97H240ZM239 99H238V100H239ZM257 99H260V98L258 97ZM263 99H264V98H263ZM9 100H10V99H9ZM15 100H16V99H15ZM15 100H14V101H15ZM27 100H28V99H26V101H24V102H27ZM33 100H34V98H33ZM44 100L46 101V98H45ZM44 100H43V101H44ZM71 100H70V101H71ZM80 100H81V99H80ZM82 100H83V99H82ZM82 100H81V101H82ZM85 100H86V98H85ZM111 100H112V99H111ZM145 100H147V99H145ZM159 100H161V99H159ZM178 100L180 101L181 98L178 99ZM178 100H177V102H178ZM183 100H185V99H183ZM219 100H220V98H219ZM219 100H218V101H219ZM244 100H243V101H244ZM6 101H8V100H6ZM17 101H18V97H17V100H16L14 103H16ZM35 101H36V100H35ZM39 101H40V100H39ZM43 101H42V102H43ZM48 101L50 102V100H48ZM51 101H52V100H51ZM58 101H59V99H58ZM67 101H68V100H67ZM70 101H68V102H70ZM102 101H103V100H102ZM116 101L118 102V100H116ZM157 101H158V100H157ZM166 101H168V100H166ZM166 101H165V106H166V104H167ZM174 101H175V100H174ZM187 101H189V100H187ZM187 101H186V102H187ZM190 101H191V100H190ZM225 101H227V100H225ZM225 101H224V102H225ZM230 101H231V100H230ZM241 101H242V100H241ZM249 101H250V100H249ZM254 101H255V99H254ZM257 101H258V100H257ZM1 102H2V101H1ZM10 102H13V101H10ZM24 102H23V104H27V103H24ZM33 102H34V101H33ZM33 102H32V103H33ZM61 102H62V106L60 105V106L58 107L59 110H60V107H61V109H63L62 107L65 105V103H63V100H62ZM64 102H66V101H64ZM68 102H67V103H68ZM71 102H74V101H71ZM108 102H111V101L108 100ZM108 102H107V104H108ZM159 102H160V101H159ZM177 102H176V103H177ZM181 102L184 104V102H183L182 100H181ZM205 102H206V101H205ZM216 102H217V101H216ZM220 102H221V101H220ZM238 102H239V101H238ZM250 102H251V101H250ZM258 102H259V101H258ZM4 103H6V102H5V101L3 102V106H4V108H5L7 105H8V107H9V104H8L9 102H7V105H4ZM19 103H20V102H19ZM28 103H29V101H28ZM32 103H31V105H36V104H37V106H35V108L39 106V104H38L39 102H38V101H37V103L34 102L35 104H34V103L32 104ZM52 103H53V102H52ZM59 103H60V102H59ZM74 103H75V102H74ZM74 103H73V104H74ZM123 103H124V102H123ZM145 103H146V102H145ZM156 103H158V102H156ZM174 103H175V102H174ZM176 103H175V104H176ZM182 103H181V104H182ZM192 103H193V102H192ZM198 103H199V101H198ZM201 103H203V102H200V105H202ZM230 103H231V102H229V105H232V104H230ZM247 103H248V102H247ZM247 103H246V104H247ZM253 103H254V102H253ZM16 104H17V103H16ZM16 104H15V105H16ZM29 104H30V103H29ZM40 104H41V101H40ZM50 104H51V103H50ZM60 104H61V103H60ZM63 104H64V105H63ZM75 104H76V103H75ZM75 104H74V106H76ZM110 104H111V103H110ZM159 104H160V103H159ZM161 104L163 105L164 103H161ZM170 104H171L172 107H173V103H170ZM170 104H168V105H170ZM181 104H180V105H181ZM183 104H182V106H183ZM187 104H188V103H187ZM190 104H191V103H190ZM203 104H204V103H203ZM207 104H208V103H207ZM214 104H215V103H214ZM216 104H218V103H216ZM219 104H220V103H219ZM224 104H226V103H224ZM227 104H228V103H227ZM251 104H252V102H251ZM0 105H2V103H1ZM10 105H11V104H10ZM13 105H14V104H13ZM13 105H12V108H14ZM19 105H20V104H19ZM19 105H17V107H18ZM66 105H67V104H66ZM80 105H81V104H79V106H80ZM119 105H120V103H119ZM147 105H148V104H147ZM149 105H150V104H149ZM171 105H170V108H171ZM180 105H179V106H180ZM204 105H206V104H204ZM234 105H238V104H235V103H234ZM257 105H258V104H257ZM263 105H264V104H263ZM3 106L0 107V108H3ZM27 106H28V105H27ZM27 106H26V105H25V106L22 105V106H19L18 108H21V107H24V108L26 107V108H27ZM40 106H42V105H40ZM40 106H39V107H40ZM43 106H44V104H43ZM43 106H42V107H43ZM72 106H73V105H72ZM87 106H88V105H87ZM113 106H114V105H113ZM182 106H181V107H182ZM187 106H188V105H187ZM196 106H197V105H196ZM202 106H203V105H202ZM238 106H239V105H238ZM244 106H245V105H244ZM244 106H243V107H244ZM251 106H252V105H251ZM254 106H255V105H254ZM254 106H253V107H254ZM15 107H16V106H15ZM17 107H16V110H18ZM30 107H31V106H30ZM33 107H34V106H33ZM52 107H53V106H52ZM55 107H56V106H55ZM66 107H67V106H66ZM66 107H65V109L68 110ZM157 107H158V105H157ZM161 107H162V109H163L164 106H161ZM177 107H178V106H177ZM184 107H186V106H184ZM190 107H191V106H189L188 108H190ZM194 107H195V106H194ZM205 107H207V106H205ZM208 107H209V106H208ZM208 107H207V108H208ZM219 107H221V105H220ZM219 107H218L217 110H219ZM228 107H229V106H228ZM253 107H252V108H253ZM12 108L10 107L11 110H12ZM24 108H23V111H24ZM35 108H34V110H35ZM50 108H51V106H50ZM166 108H167V106H166L164 109H166ZM173 108H174V107H173ZM178 108H179V107H178ZM191 108H192V107H191ZM199 108H200V107H199ZM211 108H212V106H211ZM215 108H217V106H216ZM222 108H224V107H222ZM233 108H234V107H233ZM237 108H238V107H237ZM32 109H33V108H32ZM38 109H40V108H37L36 110H38ZM43 109H44V110L47 109V110H48V113H49L50 111H52V112L54 113V110H49V109H48V106H47L46 108H42V109H40V111L43 110ZM55 109H57V108H55ZM110 109H111V108H110ZM144 109H145V108H144ZM159 109H160V107H159ZM159 109H157V110H159ZM174 109H175V108H174ZM184 109H185V108H184ZM192 109H193V108H192ZM200 109L202 110V108H200ZM226 109H227V108H226ZM246 109H247V108H245L244 110H246ZM3 110H4V109H3ZM3 110H0V111H3ZM14 110H15V109H14ZM34 110H33V112L36 111V110H35V111H34ZM44 110H43V111H44ZM66 110H64V111H66ZM114 110H115V109H114ZM169 110H171V109H169ZM169 110H168V111H169ZM177 110H178V109L176 108L175 111H177ZM186 110H189V109H186ZM207 110H208V109H207ZM210 110H211V109H210ZM210 110H209V111H210ZM235 110H236V108H235ZM237 110H238V109H237ZM237 110H236V112H237ZM242 110H243V108H242ZM5 111H7V110H5ZM5 111H4L3 114H5V113L7 114V112H5ZM8 111H9V110H8ZM18 111H19V110H18ZM20 111H21V110H20ZM20 111H19V112H20ZM29 111H30V110H29ZM38 111H39V110H38ZM40 111H39V112H40ZM55 111H56V110H55ZM57 111H58V110H57ZM60 111H62V113H63V110H60ZM60 111H59V112H60ZM85 111H86V110H85ZM85 111H83V112H81V113L83 114ZM143 111H144V110H143ZM175 111H173L174 114H175ZM179 111H183V110H180V109H179ZM192 111H194V110H192ZM202 111H203V110H202ZM211 111H214V110H211ZM226 111H227V110H226ZM231 111H232V110H231ZM258 111H259V110H258ZM19 112H18V113H19ZM33 112H32V113H33ZM36 112H37V111H36ZM36 112H35V113H36ZM45 112H46V111H45ZM52 112H51V114H52ZM76 112H78V111L76 110ZM160 112H161V111H160ZM163 112H164V111H163ZM170 112H172V111H170ZM170 112H168L169 115H170ZM190 112H191V110H190ZM194 112H195V111H194ZM205 112H206V111H205ZM205 112H204V113H205ZM215 112H216V111H215ZM217 112H218V111H217ZM217 112H216V113H217ZM222 112H224V111H222ZM234 112H235V111H234ZM239 112H240V111H239ZM239 112H238V113H239ZM263 112H264V111H263ZM11 113H12V111H11ZM27 113H28V112H27ZM35 113H34V114H35ZM42 113H43V112H42ZM42 113H40V114L43 115ZM55 113H56V112H55ZM81 113H80L79 115H81V117H83ZM88 113H89V112H88ZM88 113H87V114H88ZM99 113H101V112H99ZM113 113H114V111H113ZM161 113H162V112H161ZM187 113H188V111H187ZM196 113H197V112H196ZM199 113H201L200 110H199ZM213 113H214V112H213ZM216 113H215V115H216ZM225 113H226V112H225ZM260 113H261V112H260ZM8 114H9V113H8ZM12 114H13V113H12ZM44 114H45V113H44ZM46 114H47V112H46ZM49 114H50V113H49ZM60 114H61V112H60ZM60 114H59V115H60ZM87 114H86V112H85V115H86V116H87ZM89 114H90V113H89ZM142 114H143V113H142ZM158 114H160V113H158ZM176 114H178V113L176 112ZM176 114H175V115H176ZM179 114H180V113H179ZM179 114H178V116H177V115H176V116H177V117H180ZM183 114H185V113L183 112ZM188 114H189V113H188ZM190 114H191V113H190ZM209 114H210V113H208V116H209ZM219 114H220V112H219ZM239 114H240V113H239ZM27 115H28V114H27ZM27 115L25 114L26 117H27ZM35 115H36V114H35ZM57 115H58V113H57L55 116H57ZM66 115H67V113H66ZM66 115H65V112H64L63 116H62V115H61V116H62V117H65ZM79 115H78V116H79ZM85 115H84V116H85ZM92 115H93V114H92ZM109 115H110V114H109ZM143 115H144V114H143ZM143 115H142V116H143ZM160 115H161V114H160ZM167 115H168V114H166V116H167ZM171 115H172V114H171ZM181 115H182V112H181ZM185 115H187V114H185ZM191 115H192V114H191ZM199 115H200V114H199ZM215 115H214V116H215ZM233 115H235V114H233ZM236 115H237V114H236ZM262 115H264V113H262ZM4 116H5V115H4ZM18 116L23 117V115H21V114L18 115ZM37 116H39V114H38ZM37 116H33V117L35 118V117H37ZM49 116H50V117H49ZM49 116H47L48 118H47L46 116H45V117H46L47 119L50 118V120H51V117H53V114H52V116H51V115H49ZM61 116H60V117H61ZM70 116H71V115H70ZM86 116H85V117H86ZM89 116H91V115H89ZM89 116H88V117H89ZM146 116H147V114H146ZM156 116H157V115H156ZM162 116H163V114H162ZM162 116H161V117H162ZM176 116H172V117L175 118ZM182 116H184V115H182ZM188 116H189V115H188ZM188 116H187L186 118H185V116H184V118L187 119ZM204 116H205V114H204ZM206 116H207V115H206ZM210 116H211V115H210ZM218 116H219V115H218ZM218 116H216V117H218ZM5 117H6V116H5ZM8 117H10V116H7L6 118H8ZM14 117H15V115H14ZM26 117H25V118H26ZM33 117H32V119H33ZM39 117H42V118H39ZM39 117H38V119H40L41 121L46 120V118L43 119L44 116H39ZM68 117H69V116H68ZM71 117L74 119V116H73V115H72ZM71 117H70V119H71ZM75 117H76V116H75ZM85 117H84V118H85ZM109 117H110V116L107 117V120H108ZM147 117H148V116H147ZM157 117H158V116H157ZM199 117H200V116H199ZM201 117H202V116H201ZM234 117H235V116H234ZM240 117H241V116H240ZM240 117H238V118H240ZM260 117H261V116H260ZM0 118H1V117H0ZM3 118H4V117H3ZM18 118H19V117H18ZM18 118H17V119H18ZM25 118H24V119H25ZM65 118H67V117H65ZM65 118H63V119H65ZM76 118H77V117H76ZM76 118H75V119H76ZM78 118H80V116H79ZM91 118H92V117H91ZM91 118H90V119H91ZM95 118H96V117H95ZM197 118H198V117H197ZM211 118H212V117H211ZM211 118H210L209 120H211ZM230 118H231V117H230ZM255 118H256V117H255ZM263 118H264V117H262V119H263ZM8 119H9V118H8ZM8 119H6V120H7V122H6L7 124H8ZM21 119H22V118H21ZM21 119H20V120H21ZM26 119H28V118H26ZM38 119H37V120H38ZM42 119H43V120H42ZM52 119H53V121L55 122L54 117H53ZM61 119H62V118H61ZM75 119H74V120H75ZM92 119H93V118H92ZM146 119H147V118H146ZM157 119H159V118H157ZM157 119H156V120H157ZM161 119H162V118H161ZM168 119H169V118H168ZM168 119L166 118V119H164V120H167V121H168ZM188 119H191V117L188 118ZM199 119H200V118H199ZM207 119H208V118H207ZM214 119H215V118H214ZM217 119H218V118H217ZM225 119H226V118H225ZM231 119H232V118H231ZM243 119H244V118H243ZM2 120H4V119H2ZM2 120H0V122H2ZM12 120H13V119H12ZM12 120H11V123H12ZM22 120H23V119H22ZM22 120H21V121H22ZM30 120H31V118H30ZM35 120H36V119H35ZM35 120H32V123H34ZM40 120H39V121H40ZM50 120L48 121V123H50ZM59 120H60V119H59ZM74 120H73V122H74ZM87 120H88V119H87ZM104 120H105V118H104ZM107 120H106V121H107ZM149 120H150V119H149ZM162 120H163V119H162ZM164 120H163L162 122H164ZM175 120H176V119H175ZM175 120H172V121H175ZM209 120H207V121H209ZM260 120H261V118H260ZM260 120H259V121H260ZM13 121H16V120H13ZM17 121H18V120H17ZM26 121L28 122V120H26ZM33 121H34V122H33ZM46 121H47V120H46ZM46 121H43V122L46 123ZM51 121H52V120H51ZM60 121H61V120H60ZM62 121H63V120H62ZM66 121L69 122V118L66 119ZM77 121H79V119H78ZM95 121H96V120H95ZM97 121H99V119H98ZM150 121H151V120H150ZM158 121H161V120H158ZM172 121H171V122H172ZM178 121H179V120H178ZM178 121H177V122H178ZM188 121H189V120H188ZM191 121H192V119H191ZM193 121H194V119H193ZM196 121H197V120H196ZM211 121H212V120H211ZM240 121H241V119H240ZM243 121H245V119L242 120V122H243ZM246 121H247V120H246ZM259 121H258V122H259ZM24 122H25V120L22 121L23 125H22L21 127L24 126V124H25ZM27 122H26V124H29V123L31 124V121H29V123H27ZM36 122H38V121H36ZM56 122H57V120H56ZM64 122H65V121H63L62 123H63V124L67 123V122H65V123H64ZM73 122L70 121L71 124L69 123V124H70L69 126H71L72 124H75V122H74V123H73ZM79 122H80V121H79ZM79 122H78V123H79ZM84 122H85V121H84ZM84 122H82V120H81L80 123L82 124V123H84ZM86 122H87V121H86ZM109 122H110V121H109ZM165 122H166V121H165ZM183 122H184V121H183ZM202 122L204 123V121H202ZM237 122H239V121H237ZM252 122H253V121H252ZM252 122H251V123H252ZM263 122H264V121H263ZM6 123H5V124H6ZM11 123H10V124H11ZM76 123H77V122H76ZM78 123H77V124H78ZM97 123H98V122H97ZM97 123H96V125H97ZM103 123H104V122H103ZM105 123H106V122H105ZM107 123H108V121H107ZM107 123H106V124H107ZM154 123H155V122H154ZM207 123H208V122H207ZM207 123H206V124H207ZM212 123H213V122H212ZM216 123H217V122H216ZM226 123H227V125L229 124L228 122H226ZM239 123H240V122H239ZM259 123H260V122H259ZM0 124H1V127H2V123H0ZM5 124H3V125L5 126ZM10 124H9V125H10ZM12 124H13V123H12ZM26 124H25V125H26ZM30 124H29V125H30ZM34 124H35V123H34ZM54 124H55V123H54ZM57 124H59V123H57ZM77 124H75V125H77ZM84 124H85V123H84ZM90 124H91V123H90ZM106 124H105V126H106ZM109 124H110V123H109ZM144 124H145V123H144ZM151 124H153V122H152ZM156 124H157V122H156ZM163 124H164V123H163ZM163 124H162V125H163ZM187 124H188V123H187ZM200 124H201V123H200ZM223 124H224V123H223ZM237 124H238V123H237ZM245 124H247V123H245ZM254 124H255V123H254ZM18 125H19V124H18ZM20 125H21V124H20ZM20 125H19V126H20ZM29 125H28L27 127L25 126V128H26V129L29 128V127H30ZM40 125H41V124H40ZM51 125H53L52 122H51ZM79 125H80V124H79ZM164 125H165V124H164ZM169 125H170V124H169ZM179 125H181V123H180ZM191 125H192V124H191ZM207 125H208V124H207ZM209 125H210V124H209ZM212 125H213V124H212ZM227 125H226V126H227ZM19 126H18V128H19ZM38 126H39V125L36 126V130H37V127H38ZM88 126H89V125H88ZM103 126H104V124H103ZM107 126H108V124H107ZM176 126H178V125H176ZM201 126H202V125H201ZM214 126H216V125L214 124ZM228 126H229V125H228ZM230 126H231V125H230ZM236 126H237V125H236ZM260 126H261V125H260ZM262 126H264V123H263ZM1 127H0V130H1ZM5 127L7 128V125H6ZM12 127H13V128L16 127L15 129H17V126H12ZM33 127H35V126H33ZM40 127H41V126H40ZM40 127H39L38 129H40ZM67 127H68V126H67ZM74 127H75V126H74ZM80 127H82V126H80ZM95 127H96V126H95ZM109 127H110V126H109ZM109 127H106V128L108 129V131H109ZM160 127H161V126H160ZM174 127H175V126H174ZM178 127H180V126H178ZM184 127H187V126H184ZM189 127H190V126H189ZM197 127H198V126H197ZM209 127H211V125H210ZM209 127H208V128H209ZM212 127H213V126H212ZM3 128H4V127H2V130H3ZM6 128H5V129H6ZM23 128H24V127H23ZM90 128H91V127H90ZM101 128H103V127H101ZM111 128H112V127H110V129H111ZM155 128H156V127H155ZM180 128H181V127H180ZM193 128H194V130L196 129V127H194V126H193ZM199 128H200V127H199ZM202 128L204 129V127H202ZM225 128H226V127H225ZM5 129H4L3 131H5ZM15 129H14V130H15ZM33 129H35V128H33ZM43 129H45V128H43ZM43 129H42V130H43ZM52 129H53V128H52ZM66 129H67V128H66ZM82 129L84 130V126L82 127ZM88 129H89V127H88V128L86 127V131H87ZM99 129H100V128H99ZM107 129H106V130H107ZM123 129H124V128H123ZM125 129H126V128H125ZM129 129H130V128H128L127 130H129ZM168 129L171 130L172 128H168ZM175 129H176V128H175ZM177 129H178V128H177ZM183 129H184V128H183ZM186 129H187V128H186ZM188 129H189V128H188ZM188 129H187V130H188ZM211 129H212V128H211ZM226 129H227V128H226ZM234 129H235V128H234ZM241 129H242V128H241ZM7 130H9V129H7ZM10 130H12V129H10ZM17 130H18V129H17ZM19 130L22 131L23 129H20V128H19ZM40 130H41V129H40ZM102 130H104V129H102ZM102 130H101V131H102ZM120 130H121V129H120ZM157 130H158V129H157ZM159 130H162V129H159ZM179 130H180V129H179ZM190 130L192 131V129H190ZM205 130H206V129H205ZM205 130H204V131H205ZM221 130H222V129H221ZM237 130H238V129H237ZM25 131L28 132V131H30V129H27V130H25ZM50 131H51V130H50ZM79 131H80V130H79ZM79 131H78V134L80 133ZM93 131H94V130H93ZM97 131H98V130H97ZM97 131H96V132H97ZM101 131H100V132H101ZM133 131L136 132V131H139V130H138V129H137V130L135 129V130H133ZM133 131H132V132H133ZM163 131H164V128H163ZM163 131H162V132H163ZM197 131H198V128H197ZM199 131H200V130H199ZM9 132H10V131H9ZM11 132H12V131H11ZM11 132H10V133H11ZM13 132H14V131H13ZM23 132H24V131H23ZM23 132H22V134L24 135L25 132H24V133H23ZM34 132H35V131H34ZM64 132H65V131H64ZM91 132H92V130H91ZM91 132H89V133H91ZM123 132H124V131H123ZM123 132H122V133H123ZM125 132H126V130H125ZM128 132H129V131H128ZM162 132H161V133H162ZM165 132H167V131L165 130ZM165 132H164V133H165ZM172 132H173V131H172ZM175 132H176V130H175ZM35 133H36V132H35ZM85 133H86V132H84V134H85ZM107 133H108V132H107ZM115 133H116V132H115ZM118 133H119V132H118ZM137 133H140V132H137ZM152 133H153V132H152ZM220 133H222V132H220ZM0 134H1V133H0ZM38 134H39V133H38ZM48 134H49V132H48ZM48 134H46V135H48ZM50 134H53V132L50 133ZM59 134H60V133H59ZM67 134H68V133H67ZM95 134H96V133H95ZM125 134H127V133H125ZM125 134H123V135H125ZM159 134H160V132H159ZM205 134H206V133H205ZM243 134H244V133H243ZM10 135H14V133H11ZM15 135L18 136V135L16 134V132H15ZM34 135H35V134H34ZM79 135H80V134H79ZM87 135L91 136V134H88V133H87ZM123 135L121 134V136H123ZM140 135H141V134H139V136H140ZM170 135H171V134H170ZM182 135H183V134H182ZM195 135H196V134H195ZM207 135H208V134H207ZM232 135H233V134H232ZM232 135H231V136H232ZM19 136H21V135H19ZM19 136H18V137H19ZM28 136H31V135H28ZM36 136H37V135H36ZM36 136H35V137H36ZM60 136H63V135H60ZM119 136H120V135H119ZM125 136H126V135H125ZM125 136H123V137H125ZM128 136L131 137L130 133H129ZM128 136H127V137H128ZM133 136H134V135H133ZM139 136H137V137H135V138H139ZM163 136H164V135H163ZM172 136H173V135H172ZM213 136H214V135H213ZM244 136H245V135H244ZM6 137H7V135H6ZM6 137H5L4 139H6ZM25 137H26V136H25ZM44 137H45V136H44ZM51 137H52V136H51ZM123 137H122V138H123ZM141 137H142V135H141ZM160 137H161V136H160ZM187 137H188V136H187ZM216 137H218V136H216ZM10 138H11V136H10ZM12 138H13V137H12ZM15 138H16V137H15ZM23 138H24V136H23ZM49 138H50V137H49ZM61 138H63V137H61ZM65 138H66V137H65ZM122 138H121V140H122ZM125 138H126V137H125ZM135 138H132V139H135ZM164 138L166 139V138H168V137H164ZM169 138H170V137H169ZM178 138H179V137H178ZM178 138H177V139H178ZM194 138H195V137H194ZM194 138H193V139H194ZM196 138H197V137H196ZM202 138H203V137H202ZM205 138H206V137H205ZM212 138H213V137H212ZM241 138H242V137H241ZM2 139H3V138H2ZM4 139H3V141H4ZM21 139H22V138H20V140H21ZM35 139H37V138H35ZM41 139H42V138H41ZM41 139H39V140H41ZM88 139H89V138H88ZM113 139H114V138H113ZM117 139H120V138L117 137L116 140H117ZM127 139H128V138H127ZM132 139H131V140H132ZM149 139L151 140L152 137H151V138H148V140H149ZM159 139H160V138H159ZM161 139H162V138H161ZM170 139H171V138H170ZM179 139H180V138H179ZM197 139H198V138H197ZM223 139H224V138H223ZM234 139H235V138H234ZM243 139H244V138H243ZM243 139H241V140H243ZM6 140H10V139H6ZM11 140H12V139H11ZM17 140H18V139H17ZM17 140H14V138H13V141H15V143H16ZM22 140H23V139H22ZM33 140H34V139H31V141H28V143H30L31 145L33 144L32 146H34V144H35V141H33ZM44 140H45V138H44ZM56 140H57V138L55 139V141H56ZM60 140H62V139H60ZM76 140H77V139H76ZM80 140H82V139H80ZM83 140H84V137H83ZM116 140H115V141H116ZM121 140H120V141H121ZM124 140L126 141V139H123L122 141L124 142ZM129 140H130V139H128V141H129ZM168 140H169V139H168ZM173 140H174V138H173ZM195 140H196V139H195ZM203 140H204V139H203ZM205 140H206V139H205ZM210 140H211V139H210ZM218 140H219V139H218ZM230 140H231V139H230ZM1 141H2V140H0V143L3 144V143H2L3 141H2V142H1ZM23 141H24V140H23ZM23 141H22V143H23ZM26 141H27V140H26ZM32 141H33V143H31ZM42 141H43V140H41V141H39V142L37 141L36 144H38V143H42V144H40V145H42L41 147H43V143H45L44 146H46V144H47L48 142H45V141L42 142ZM58 141H59V140H57L56 142H58ZM67 141H68V140H67ZM101 141H102V140H101ZM112 141H113V140H112ZM112 141H111V143H112ZM128 141H127V142H128ZM136 141H137V140H135V142H136ZM144 141H145V138L143 139V142H144ZM154 141H155V139H154ZM154 141H151V142H154ZM165 141H166V140H165ZM169 141H170V140H169ZM171 141H172V139H171ZM171 141H170V142H171ZM183 141H184V140H182V142H183ZM188 141H189V140H188ZM199 141H200V140H199ZM201 141H202V139H201ZM219 141H220V140H219ZM227 141H228V140H227ZM234 141H235V140H234ZM17 142H18V141H17ZM56 142H54V143H56ZM69 142H70V141H69ZM80 142H81V141H80ZM103 142H104V141H103ZM106 142H107V140H106ZM108 142H109V140H108ZM130 142H131V141H130ZM135 142H134V143H135ZM139 142H140V141H139ZM151 142L149 141V145L152 144ZM156 142L158 143L157 140H156ZM156 142H155V143H156ZM162 142H163V141H162ZM162 142H161V143H162ZM167 142H168V141H167ZM180 142H181V141H180ZM180 142H179V145L182 143V142H181V143H180ZM191 142H192V141H191ZM191 142L189 141V144H190ZM211 142H213V141H211ZM245 142H247V141L245 140ZM5 143H6V142H5ZM5 143H4V144H5ZM8 143H9V142H8ZM19 143H20V145H22L21 142H19ZM24 143H25V141H24ZM24 143H23V145H24ZM50 143H51V142H49V145H50ZM58 143H59V142H58ZM75 143H76V142H75ZM81 143H82V142H81ZM113 143L115 144L114 141H113ZM113 143H112V144H113ZM150 143H151V144H150ZM159 143H160V141H159ZM168 143H169V142H168ZM173 143H174V141H173ZM183 143H184V142H183ZM183 143H182V144H183ZM186 143H187V142H186ZM193 143H195V142H193ZM193 143H192V144H193ZM197 143H198V142H197ZM200 143H201V142H200ZM203 143H204V142H203ZM218 143H219V142H218ZM225 143H226V142H225ZM229 143H230V142H229ZM229 143H228V144H229ZM232 143H233V142H231V144H232ZM10 144H12V143H10ZM51 144H53V143H51ZM60 144H61V143H60ZM86 144H87V143H85V145H86ZM104 144H105V143H104ZM112 144H109V146L112 145ZM117 144H119V143H117ZM123 144H124V143H123ZM129 144L131 145L132 143H129ZM136 144H137V143H135V146H136ZM145 144H146V143H145ZM212 144H213V143H212ZM219 144H220V143H219ZM239 144H240V142H239ZM244 144H245V143H244ZM6 145L8 146V144H5V147H6ZM23 145H22V146H23ZM40 145H39V146H40ZM53 145H54V144H53ZM63 145H64V144H61V146H63ZM67 145H68V144H67ZM72 145H74V144H72ZM79 145H80V144H79ZM81 145H82L83 148H85V147L83 146V144H81ZM90 145H91V144H90ZM93 145H94V144H93ZM98 145H99V144H98ZM101 145H102V144H100V146H97V147H96V144H95V146H94L93 148L96 147V150H97V148L100 147V150H101V149H102V148H101ZM106 145H107V144H106ZM120 145L122 146V144H120ZM133 145H134V144H133ZM133 145H131V147H132ZM149 145H147V146H149ZM157 145H159V147L161 146V144H157ZM163 145H164V142H163ZM165 145H166V143H165ZM194 145H195V144H194ZM26 146H27V145H26ZM114 146H115V145H114ZM124 146L126 147V143H125ZM127 146H128V145H127ZM153 146H154V145H153ZM166 146H167V145H166ZM180 146H181V145H180ZM189 146H190V145H189ZM197 146H198V145H197ZM210 146H211V144H210ZM240 146H242V144H241ZM240 146H239V149H240ZM0 147H1V146H0ZM5 147H4V148H5ZM13 147H14V146H12V148H13ZM28 147H31V146H28ZM28 147H25V146H24V149H23V150H26L25 148H28ZM36 147H37V146H36ZM41 147H40V148H41ZM47 147H48V146H47ZM50 147H51V146H50ZM69 147H70V146H69ZM80 147H81V146H80ZM80 147H79V146L77 147V148L79 149L80 152H79V151H77V152L75 151L76 153L79 152V156H80V153H82V152L85 151V149H84V150L82 149L83 151L80 150ZM86 147H87V146H86ZM91 147H92V146H90V148H91ZM102 147H103V146H102ZM105 147H106V146H105ZM118 147H119V146H118ZM125 147L122 146L121 149H123V148H125ZM128 147H129V146H128ZM138 147L141 148V145H138ZM138 147H137V149H138ZM151 147H152V146H151ZM151 147H149V148H151ZM159 147H158V148H159ZM172 147H173V146H172ZM191 147H192V146H191ZM215 147H216V146H215ZM218 147H219V146H218ZM234 147H235V146H234ZM244 147H246V146H244ZM4 148H3V149H4ZM22 148H23V147H22ZM37 148H38V147H37ZM40 148H39V149H40ZM59 148H60V147H59ZM61 148H62V147H61ZM61 148H60V149H61ZM77 148H76V149H77ZM93 148H92L91 150L87 148L86 151H87V150H90V151L93 150V151H95ZM103 148H104V147H103ZM107 148H108V147H106V149L104 148V150H107ZM111 148H112V146H111ZM140 148H139V149H140ZM160 148H162V147H160ZM167 148H169V147H167ZM170 148H171V147H170ZM178 148H179V147H178ZM181 148H182V147H181ZM188 148H189V147H188ZM188 148H187V149H188ZM203 148H204V147H203ZM212 148H213V147H212ZM241 148H242V147H241ZM5 149H8V148H5ZM19 149H20V146H19ZM19 149L16 150V152L21 150V149H20V150H19ZM30 149H31V148H30ZM30 149H29V150L27 149V150H28V151H27L28 153H29ZM42 149H43V148H42ZM69 149L71 150V153L74 152V151H72L74 148H69ZM76 149H75V150H76ZM130 149H131V148H130ZM137 149H136V150H137ZM147 149H148V148H147ZM162 149H163V148H162ZM165 149H166V148H165ZM171 149H172V148H171ZM175 149H176V148H175ZM198 149H199V147L197 148V150H198ZM232 149H233V147H232ZM234 149H235V148H234ZM245 149H246V148H245ZM1 150H2V149H1ZM10 150H11V149H10ZM47 150H48V149H47ZM62 150H64V149H62ZM65 150H67V149L65 148ZM100 150H99V151H100ZM158 150H159V149H158ZM200 150H201V149H200ZM208 150H210V149H208ZM212 150H213V149H212ZM243 150H244V149H243ZM243 150H242V151H243ZM13 151H14V150H13ZM32 151H33V150H32ZM38 151H39V150H38ZM38 151H37V152H38ZM59 151H60V150H59ZM67 151H68V150H67ZM93 151H92V152H93ZM102 151H103V150H102ZM102 151H101V152H102ZM142 151H143V150H142ZM146 151H147V150H146ZM165 151H166V150H165ZM168 151H169V149H168ZM215 151H216V149H215ZM240 151H241V149H240ZM245 151H246V150H244V152H245ZM1 152H3V151H1ZM16 152H14V153H16ZM20 152H22V151H20ZM20 152H19V153H20ZM41 152H42V151H41ZM50 152H51V151H50ZM119 152H120V148H119ZM124 152H125V151H124ZM151 152H152V151H151ZM246 152H247V151H246ZM3 153H4V152H3ZM10 153H11V156H13L12 159H10V162L12 161L11 164H10L8 158H7V160H8V162H9V164L12 166L13 163L16 164V162H13V160H14L13 158H15L16 154H15V156H14V154H12V152H10ZM19 153H17V154H19ZM25 153H26V152H25ZM31 153H32V152H31ZM57 153H58V152H57ZM71 153H70V154H71ZM76 153H73V154H76ZM84 153H85V152H84ZM87 153H88V152H87ZM98 153L100 154V152H98ZM102 153H103V155H104L105 151L102 152ZM102 153H101V154H102ZM113 153H114V152H113ZM113 153H112V154H113ZM116 153H117V152H116ZM128 153H129V152H128ZM176 153H177V152H176ZM178 153H179V151H178ZM180 153H181V152H180ZM180 153H179V154H180ZM182 153H183V152H182ZM182 153H181V154H182ZM197 153H198V152H197ZM205 153H206V152H205ZM213 153H214V152H213ZM241 153H242V152H241ZM0 154H2V153H0ZM21 154L23 155V153H21ZM33 154H36V153L34 152ZM43 154H44V153H43ZM43 154H42V155H43ZM48 154H49V153H48ZM59 154H62V151H61ZM59 154H57V155H59ZM63 154H64V153H63ZM63 154H62V155H63ZM117 154L120 155L119 153H117ZM123 154H124V153H123ZM135 154H136V153H135ZM172 154H173V153H172ZM193 154H194V153H193ZM207 154H208V153H207ZM229 154H230V153H229ZM236 154H237V153H236ZM2 155H3V154H2ZM22 155H21V156H22ZM25 155H26V154H25ZM29 155H30V154H29ZM29 155H28V156H29ZM38 155H39V152H38ZM84 155H85V154H84ZM126 155H127V154H126ZM129 155H130V154H129ZM129 155H127V156H128L127 158H129ZM150 155H151V154H150ZM190 155H191V154H190ZM213 155H214V154H213ZM231 155H232V154H231ZM239 155H240V154H239ZM239 155H237V156H239ZM3 156H5V155H3ZM6 156H7V154H6ZM17 156H18V155H17ZM17 156H16V158H17ZM21 156H18L19 159H21ZM81 156H82V154H81ZM94 156H95V155H94ZM98 156H99V158H101V157H100L101 155H98ZM105 156H106V155H105ZM108 156L111 157V158H109V159H114V158L117 159V157H114V155H113V156H112V155H108ZM120 156H121V155H120ZM123 156L125 157V154H124ZM178 156H179V155H178ZM178 156H177V157H178ZM195 156H196V155H195ZM229 156H230V155H229ZM1 157H2V156H0V158H1ZM25 157H26V156H25ZM31 157H32V155H31ZM37 157H38V156H37ZM55 157H56V156H55ZM90 157H91V156H90ZM95 157H96V156H95ZM95 157H94L93 159H95ZM112 157H113V158H112ZM118 157H119V156H118ZM121 157H122V156H121ZM121 157H120V158H121ZM133 157H134V156H133ZM139 157H140V156H139ZM174 157L176 158V156H174ZM174 157H173V158H174ZM182 157H183V156H182ZM190 157H191V156H190ZM192 157H193V156H192ZM209 157H210V156H209ZM211 157H212V156H211ZM214 157H215V156H214ZM5 158H6V157H5ZM16 158H15V159H16ZM27 158H28V157H27ZM39 158H40V157H39ZM120 158H119V160H120ZM125 158H126V157H125ZM171 158H172V157H171ZM188 158H189V156H188ZM207 158H208V156H207ZM233 158H235V157H233ZM2 159H3V158H2ZM19 159H18V161H19L18 163H20V162H22V161L25 162L24 160H25L26 158H24V160H22V161L19 160ZM22 159H23V157H22ZM72 159H73V158H72ZM72 159H70V160H72ZM88 159H89V158H88ZM96 159H97V158H96ZM103 159H104V158H103ZM162 159H163V158H162ZM162 159H161V160H162ZM192 159H193V158H192ZM201 159H202V158H201ZM214 159H215V158H214ZM229 159H230V158H229ZM35 160H36V159L34 158V161H35ZM52 160H53V159L51 158V161H52ZM73 160H74V159H73ZM98 160H99V159H98ZM101 160H102V159H101ZM121 160H124V159L121 158ZM129 160L131 161V156H130V159H129ZM129 160H128V161H129ZM143 160H144V159H143ZM155 160H156V159H155ZM163 160H164V159H163ZM2 161H5V162H6V160H2ZM14 161H16V160H14ZM31 161H32V160H31ZM38 161H39V159H38ZM74 161H75V160H74ZM74 161H73V162H74ZM80 161H81V160H80ZM82 161H83V160H82ZM88 161L90 162V160H88ZM88 161H87V162H88ZM95 161H96V160H95ZM106 161H107V160H106ZM109 161H110V160H108L107 162L110 163ZM112 161H113V160H112ZM125 161H127V160H125ZM128 161H127V162H128ZM130 161H129V162H130ZM0 162H1V161H0ZM5 162H4V163H5ZM8 162H7V164H8ZM23 162H22V164H23ZM28 162H29V161H28ZM73 162H70V163L72 164ZM103 162H104V161H103ZM114 162H115V163H113V165H115L118 161L115 160ZM121 162H122V161H121ZM131 162H134V161H131ZM139 162H141V160H140ZM139 162H138V163H139ZM160 162H161V161H160ZM185 162H186V161H185ZM185 162H183V163H185ZM187 162H190V161L188 160ZM201 162H202V160H201ZM216 162H217V160H216ZM2 163H3V162H2ZM26 163H27V162H26ZM34 163H35V162H34ZM36 163H37V161H36ZM47 163H49V162H47ZM90 163H92V162H90ZM146 163H147V162H146ZM148 163H149V162H148ZM151 163H152V162H151ZM154 163L156 164V161H154ZM158 163H159V162H158ZM190 163H191V162H190ZM193 163H194V160H193ZM207 163H208V162H207ZM7 164H6V165H7ZM51 164H52V163H51ZM66 164H67V162L65 163V165H66ZM71 164H70V165H71ZM88 164H89V163H88ZM92 164H93V163H92ZM95 164H96V162H95ZM95 164H93V165H95ZM104 164H106V162H104ZM118 164H119V162H118L117 165H116L117 167H118ZM122 164H123V163H122ZM126 164H128V163H126ZM140 164H142V162H141ZM203 164H204V163H203ZM1 165H2V164L0 163V166H1ZM10 165H7L8 168L6 167V169H8V171H9V169L12 168V167L9 168ZM19 165H20V164H19ZM23 165H24V164H23ZM75 165H76V164H75ZM75 165H73V166H75ZM80 165H81V164L76 165V166H78L77 169H78V168H79V169H80V168L83 169V166H80ZM108 165H109V164H108ZM119 165H120V164H119ZM132 165H133V164H132ZM132 165H131V166H132ZM172 165H173V164H172ZM179 165H180V164H179ZM183 165H184V164H183ZM208 165H210V164H208ZM208 165H207V166H208ZM16 166H18V165L16 164ZM16 166H14V167H16ZM20 166H21V165H20ZM26 166H27V165H26ZM48 166H50V165H48ZM76 166H75V168H76ZM79 166H80V167H79ZM91 166H92V165H91ZM95 166H96V165H95ZM101 166H102V165H101ZM104 166H105V165H104ZM110 166H111V165H110ZM116 166H115V167H116ZM139 166H140V165H139ZM139 166H138V167H139ZM147 166H148V165H147ZM186 166H187V165H186ZM202 166H203V165H202ZM14 167H13V168H14ZM18 167H19V166H18ZM46 167H47V166H46ZM87 167H88V166H87ZM138 167H137V168H138ZM141 167H142V166H141ZM179 167H180V166H178V168H179ZM26 168H27V167H26ZM30 168H31V167H30ZM38 168H39V166H38ZM73 168H74V167H73ZM89 168H90V167H89ZM89 168H88V169H89ZM91 168L93 169V167H91ZM103 168H104V167H103ZM111 168H112V167H111ZM131 168H132V167H131ZM3 169H4V168H3ZM47 169H48V168H47ZM70 169H72V168H70ZM77 169H76V170H77ZM79 169H78L77 171H79ZM92 169H91V171H93ZM117 169H118V168H117ZM132 169H133V168H132ZM143 169H144V168H143ZM146 169H147V168H146ZM170 169H171V171H172V168H170ZM170 169H169V170H170ZM174 169H175V168H174ZM14 170H15V169H13L12 171H14ZM25 170H27V169H25ZM30 170H31V169H30ZM30 170H29V172H30ZM67 170H68V169H67ZM72 170H73V169H72ZM72 170H71V171H72ZM113 170H114V169H112V171H113ZM134 170H135V168H134ZM184 170H185V169H184ZM190 170H191V168H190ZM207 170H209V169L207 168ZM0 171H1V167H0ZM10 171H11V170H10ZM21 171H22V169H21ZM23 171H24V170H23ZM31 171H32V170H31ZM135 171H136V170H135ZM138 171H139V170H138ZM138 171H137V172H138ZM171 171H170V172H171ZM203 171H204V169H203ZM203 171H202V172H203ZM24 172H25V171H24ZM50 172H51V171H50ZM50 172H49L48 174H50ZM143 172H146V171H143ZM170 172H169V173H170ZM177 172H178V171H177ZM204 172H205V171H204ZM204 172H203V174H204ZM207 172H209V171H207ZM0 173H1V172H0ZM3 173H6V172H3ZM112 173H113V172H112ZM112 173H111V176L113 175ZM159 173H162V172H159ZM163 173L165 174V172H163ZM9 174H11V173H9ZM22 174H23V173H22ZM22 174H19V175H21V177H22ZM76 174H77V173H76ZM78 174H79V173H78ZM109 174H110V173H109ZM149 174H150V173H149ZM157 174H158V173H157ZM166 174H168V173L166 172ZM170 174H172V172H171ZM209 174H210V173H209ZM209 174H207V175H209ZM33 175H34V174H33ZM52 175H53V174H52ZM52 175L50 174V176H52ZM73 175H74V174H73ZM93 175H94V174H93ZM115 175H117V177H118V174H115ZM115 175H114V176H115ZM177 175H178V174H177ZM191 175H192V174H191ZM40 176H41V175H40ZM40 176H39V177H40ZM119 176H120V175H119ZM121 176H122V175H121ZM146 176H147V175H146ZM156 176H157V175H156ZM160 176H161V174L159 175V177H160ZM163 176H164V175H163ZM178 176H179V175H178ZM184 176H185V175H184ZM16 177H17V175H16ZM28 177H29V175H28ZM30 177H31V176H30ZM35 177H36V176H35ZM52 177H53V176H52ZM108 177H109V176H108ZM167 177H168V176H167ZM185 177H186V176H185ZM198 177H199V176H198ZM200 177H201V176H200ZM202 177H203V176H202ZM205 177H206V176H205ZM18 178H19V176H18ZM25 178H26V177H25ZM115 178H116V177H115ZM119 178H120V177H119ZM145 178H146V177H145ZM164 178H165V177H164ZM191 178H193V177H191ZM26 179H27V178H26ZM44 179H45V178H44ZM108 179H109V178H108ZM108 179H107V180H108ZM134 179H135V177H134ZM185 179H186V178H185ZM208 179H209V178H208ZM6 180H7L6 177H0V184H1V183H4ZM14 180H15V179H14ZM45 180H46V179H45ZM57 180H58V179H57ZM110 180H111V179H110ZM120 180H121V179H120ZM123 180H124V179H123ZM203 180H205V179L203 178ZM211 180H213V178H211ZM7 181H8V180H7ZM7 181H6V182H7ZM36 181H37V180H36ZM42 181H43V180H42ZM58 181H59V180H58ZM118 181H119V180H118ZM133 181H134V180H133ZM206 181H207V180H206ZM22 182H23V181H22ZM112 182H114V181H112ZM115 182H116V181H115ZM115 182H114V183H115ZM119 182H120V181H119ZM33 183H34V181H33ZM114 183H113V184H114ZM20 184H21V183H20ZM113 184H112V185H113ZM125 184H126V183H125ZM127 184H128V182H127ZM127 184H126V185H127ZM132 184H133V183H132ZM31 185H32V184H31ZM40 185H41V183H40ZM47 185H48V184H47ZM114 185H116V183H115ZM114 185H113V186H114ZM120 185L123 186L124 184L122 183V184H120ZM128 185H129V184H128ZM193 185H194V184H193ZM206 185H207V184H206ZM208 185H209V184H208ZM129 186H133V185H129ZM189 186H190V185H189ZM26 187H27V186H26ZM31 187H32V186H31ZM127 187H128V186H127ZM135 187H136V185H135ZM164 187H166V186H164ZM199 187H201V186L199 185ZM204 187H205V186H204ZM17 188H18V187H17ZM34 188H35V186H34ZM114 188H116V187L114 186ZM114 188H113V189H114ZM167 188H168V187H167ZM176 188H177V187H176ZM4 189H5V188H4ZM32 189H33V188H32ZM50 189H51V188H50ZM124 189H126V186H124ZM124 189H123V190H124ZM169 189H170V188H169ZM193 189H194V188H193ZM193 189H192V190H193ZM23 190H24V189H23ZM30 190H31V189H30ZM162 190H163V189H162ZM180 190H181V189H180ZM197 190H198V188H197ZM125 191H126V190H125ZM130 191H131V190H130ZM130 191H129V192H130ZM146 191H148V190H146ZM194 191H195V190H194ZM48 192H49V191H48ZM88 192H89V190H88ZM5 193H7V192H5ZM130 193H131V192H130ZM164 193H165V192H164ZM261 193H262V192H261ZM29 194H30V193H29ZM76 194H77V193H76ZM101 194H102V192H101ZM109 194H111V193H109ZM112 194H113V193H112ZM177 194H178V193H177ZM197 194H199V193H197ZM13 195H14V194H13ZM15 195H16V194H15ZM20 195H21V194H20ZM98 195H99V197L101 196L99 193H98ZM98 195H97V196H98ZM202 195H203V194H202ZM262 195H263V194H262ZM4 196H6V195L4 194ZM93 196H94V195H93ZM120 196H122V195H120ZM131 196H132V194H131ZM138 196H139V195H138ZM169 196H170V195H169ZM199 196H200V195H199ZM255 196H256V195H255ZM40 197H42V196H40ZM107 197H108V196H107ZM124 197H125V196H124ZM132 197H133V196H132ZM134 197H135V196H134ZM170 197H171V196H170ZM173 197H174V196H173ZM190 197H191V196H190ZM249 197H250V196H249ZM256 197H257V196H256ZM256 197H255V198H256ZM261 197H262V196H261ZM12 198H13V197H12ZM42 198H43V197H42ZM75 198H76V197H75ZM91 198H92V197H91ZM117 198H118V197H117ZM117 198H116V199H117ZM126 198H127V197H126ZM185 198H186V197H185ZM194 198H195V197H194ZM2 199H3V198H2ZM4 199H5V198H4ZM4 199H3V200H4ZM15 199H16V198H15ZM96 199H98V197H96ZM101 199H103L102 196H101ZM164 199H165V198H164ZM250 199H251V198H250ZM259 199H261V198H259ZM3 200H2L1 202H3ZM106 200H107V199H106ZM114 200H115V199H114ZM121 200H122V199H121ZM125 200H126V199H125ZM127 200H128V199H127ZM167 200H168V198H167ZM246 200H247V199H246ZM257 200H258V199H257ZM8 201H9V200H8ZM66 201H68V200H66ZM85 201H86V200H85ZM96 201H97V200H96ZM101 201H102V200H101ZM247 201H248V200H247ZM31 202H32V201H31ZM252 202H253V201H252ZM255 202H256V201H255ZM258 202H259V201H258ZM9 203H10V202H9ZM121 203H123V202H121ZM128 203H129V202H128ZM169 203H171V202L169 201ZM187 203H188V202H187ZM261 203H262V202H261ZM114 204H115V203H114ZM251 204H252V203H251ZM263 204H264V203H263ZM0 205H1V204H0ZM2 205L4 206V204H2ZM19 205H20V204H19ZM93 205H94V204H93ZM169 205H171V204H169ZM188 205H190V204H188ZM257 205H258V204H256V206H257ZM253 206H254V205H253ZM256 206H254V207H256ZM258 206H260V205H258ZM131 207H132V206H131ZM131 207H130V208H131ZM248 207H249V206H248ZM97 208H99V207L97 206ZM114 208H115V207H114ZM9 209H10V208H9ZM87 209H88V207H87ZM139 209H140V208H139ZM97 210H98V209H97ZM110 210H111V209H110ZM142 210H143V209H142ZM22 211H23V210H22ZM42 211H43V209H42ZM93 211H95V209H94ZM122 211H123V210H122ZM128 211H129V209H128ZM131 211H132V210H131ZM143 211H144V210H143ZM105 212H106V211H105ZM133 212H134V211H133ZM139 212H141V211H139ZM139 212H137V213L135 212V213L138 214ZM5 213H6V212H5ZM47 213H48V212H47ZM65 213H66V212H65ZM65 213H64V214H65ZM97 213H98V212H97ZM97 213H96V214H97ZM171 213H172V212H171ZM2 214H3V213H2ZM66 214H67V213H66ZM181 214H182V213H181ZM117 215H119V214L117 213ZM123 215H124V214H123ZM130 215H132V213H131ZM130 215H128V216H130ZM169 215H170V214H169ZM66 216H67V215H66ZM101 216H102V215H101ZM128 216H127V217H128ZM49 217H50V216H49ZM99 217H100V216H99V214H98L97 218H99ZM116 217H117V216H116ZM50 218H51V217H50ZM66 218H67V217H66ZM100 218H101V217H100ZM140 218H141V217H140ZM170 218H171V216H170ZM2 219H3V217H2ZM61 219H62V218H61ZM112 219H113V218H112ZM117 219H118V217H117ZM117 219H116V221H117ZM129 219H130V218H129ZM154 219H155V218H154ZM174 219H175V218H174ZM11 220H12V218H11ZM50 220H52V219H50ZM98 220H99V219H98ZM98 220H97V221H98ZM104 220H105V219H104ZM139 220H140V219H139ZM151 220H152V219H151ZM110 221H111V220H110ZM110 221H109V222H110ZM128 221H129V220H128ZM137 221H138V220H137ZM137 221H136V222H137ZM152 221H153V220H152ZM48 222H49V221H48ZM160 222H161V221H160ZM212 222H213V221H212ZM11 223H13V222H11ZM42 223H44V222H42ZM118 223H119V222H118ZM133 223H134V222H133ZM208 223H209V222H208ZM116 224H117V223H116ZM127 224H129V223H127ZM127 224H126V225H127ZM135 224H136V223H135ZM139 224L141 225L142 223H139ZM148 224H149V223H148ZM16 226H19V225H16ZM43 226H44V225H43ZM133 226H134V224H133ZM138 226H139V225H138ZM146 226H147V225H146ZM136 227H137V226H136ZM1 228H2V227H1ZM15 228H16V227H15ZM98 228H99V227H98ZM94 229H96V228H93V230H94ZM123 229H124V228H123ZM125 229H126V227H125ZM142 229H143V228H142ZM163 229H164V228H163ZM8 230H9V229H8ZM13 230H14V229H13ZM96 230H97V229H96ZM1 231H2V230H1ZM94 231H95V230H94ZM98 231H99V230H98ZM98 231H97V232L95 231V232L98 233ZM118 231H119V230H118ZM121 231H122V229H121ZM121 231L117 232L118 236H120L119 233H120ZM123 231H124V230H123ZM142 231H143V230H142ZM92 232H93V231H92ZM151 232H152V231H151ZM96 233H94V236H95ZM102 234H103V233H102ZM9 235H10V234H9ZM89 235H91V234H89ZM72 236H73V235H72ZM113 236H114V239H115L116 236H115V235H113ZM122 236H123V235H122ZM90 237H91V236H90ZM97 237H98V235H97ZM91 238H92V237H91ZM143 238H144V237H143ZM6 239H7V238H6ZM26 239H27V238H26ZM110 239H111V238H110ZM111 240H112V239H111ZM150 240H151V239H150ZM21 241H22V240H21ZM23 241H24V240H23ZM25 241H27V240H25ZM25 241H24V242H25ZM104 241H107V240H104ZM153 241H154V240H153ZM107 242H108V241H107ZM107 242H106V243H107ZM114 242H115V241H114ZM127 242H128V241H127ZM18 243H19V242H18ZM20 243H21V242H20ZM103 243H104V242H103ZM149 243H150V242H149ZM4 245H5V243H4ZM20 245H22V243H21ZM88 245H89V244H88ZM104 245H106V244L104 243ZM108 245L110 246V244H108ZM29 246H30V245H29ZM89 246H90V245H89ZM96 246H97V245H96ZM106 246H107V245H106ZM106 246H105V247H106ZM0 247H1V246H0ZM3 247H4V246H3ZM3 247H2V248H3ZM11 247H13V245H12ZM15 247H16V246H15ZM107 247H108V246H107ZM107 247H106V248H107ZM127 247H128V246H127ZM129 247H130V246H129ZM143 247H144V246H143ZM5 248H6V247H5ZM20 248H21V246L19 247V251L17 250L19 253L22 251V250L20 251ZM95 248H96V247H95ZM97 248H99V247H97ZM125 248H126V247H125V245H124V249H125ZM138 248H139V247H138ZM12 249H13V248H12ZM22 249H23V248H22ZM99 249H100V248H99ZM99 249H98L97 251H101V250H99ZM103 249L105 250L104 246H103ZM158 249H159V248H158ZM125 250H126V249H125ZM125 250H124V251H125ZM3 251H4V250H3ZM3 251H2V254H4ZM27 251H28V250H27ZM94 251H95V250H94ZM124 251H122V252H124ZM128 251H130V248H129ZM157 251H158V250H157ZM157 251H156V253H157L156 255H158V254L160 253L159 251H158L159 253H158ZM13 252H14V250H13ZM88 252H89V251H88ZM90 252H91V251H90ZM92 252H93V250H92ZM126 252H127V250H126ZM126 252H125V254H126ZM16 253H17V252H16ZM74 253H75V252H74ZM99 253H100V252H99ZM99 253H98V254H99ZM127 253H129V252H127ZM170 253H171V252H169V253H167V254H170ZM6 254H7V251H6ZM95 254L97 255L96 252H95ZM102 254H103V253H102ZM167 254H166V255H167ZM172 254H174V252H173ZM10 255H11V254H10ZM19 255H20V254H19ZM21 255H22V254H21ZM138 255H139V254H138ZM153 255H155V253H153ZM156 255H155V256H156ZM166 255L164 256L165 258L167 257ZM174 255H175V254H174ZM54 256H55V255H54ZM58 256H59V255H58ZM97 256H98V255H97ZM114 256H116V255H114ZM125 256H126V255H125ZM133 256H134V254H133ZM159 256H160V255H159ZM168 256H169V255H168ZM13 257H14V256H13ZM16 257H17V256H16ZM20 257H21V256H20ZM101 257H102V255H101ZM101 257H100V258H101ZM120 257H121V256H120ZM126 257H127V256H126ZM126 257H125V258H126ZM128 257H129V255H128ZM130 257H131V256H130ZM136 257H137V256H136ZM162 257H163V256H162ZM162 257H161V258H162ZM5 258H6V256H5ZM7 258H8V257H7ZM7 258H6V259H7ZM11 258H12V257H11ZM11 258H9V259L12 261ZM90 258H92V257H90ZM95 258H98V257H95V256H94L93 259H95ZM141 258H142V256H141ZM161 258H160V259H161ZM165 258H164V261H165V262L169 261V260L166 261ZM174 258H175V257H174ZM0 259H1V257H0ZM77 259H78V258H77ZM104 259H105V258H104ZM148 259H149V258H148ZM157 259H158V257H156L155 260H157ZM160 259H159V260H160ZM176 259H178V258H176ZM2 260H3V259H2ZM13 260H14V259H13ZM91 260H92V259H91ZM95 260H96V259H95ZM95 260H94V261H95ZM15 261H16V260H15ZM94 261H93V262H94ZM114 261H116V260L114 259ZM118 261H119V260H118ZM153 261H154V258H153ZM160 261H161V260H160ZM96 262H98V261H96ZM134 262H135V261H134ZM157 262H158V261H157ZM162 262H163V261H162ZM185 262H186V261H185ZM6 263H8V262H6ZM9 263H10V262H9ZM9 263H8V264H9ZM99 263H100V264L102 263L101 260H100ZM116 263H119V262H116ZM155 263H156V262H155ZM168 263L171 264V262H168ZM190 263H191V262H190ZM4 264H5V263H4ZM89 264H91L90 261H89ZM113 264H114V263H113ZM119 264H121V263H119ZM151 264H152V263H151ZM153 264H154V263H153ZM159 264H160V262H159ZM174 264H175V263H174Z\"/></svg>","mask_w":264,"mask_h":264}]
</instances>
